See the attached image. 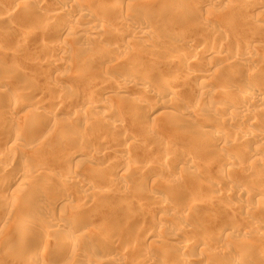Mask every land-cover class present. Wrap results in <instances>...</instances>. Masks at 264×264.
<instances>
[{"label":"rangeland","instance_id":"rangeland-1","mask_svg":"<svg viewBox=\"0 0 264 264\" xmlns=\"http://www.w3.org/2000/svg\"><path fill=\"white\" fill-rule=\"evenodd\" d=\"M151 1H153L154 3H152ZM186 1L187 2L189 1L192 3L195 2V4L198 2V0L197 1L196 0H193V1L192 0H186ZM253 1L254 0H228V1L227 0H222V1L219 0V2L218 1L214 2L215 3L214 5H212V4L211 5H204L202 7L203 9L200 8L201 10L199 11V13H197L200 16H198L197 14H194L195 17H193L194 15L190 14L189 16H191V18H193V20L189 21V19H191V18L189 16H187L186 12H184V13L182 12V11H185V8L184 9L182 8V10H181L180 7L177 8L178 6L176 4H172V6H174L177 9H180L181 11L177 10V9L175 10V8H173L171 6L169 7L170 8V10H169V8H167L168 6L165 5V0L164 1L163 0H124V1L119 0V1H116V4H118V2H119L118 5H120L119 7H121V9L123 8L122 11H123V14L125 13L124 15H126L127 11L129 13V9L133 11V12L130 11V14L133 13L134 15L135 14L138 15L140 13L139 11H141V9L144 8L143 10L147 11V12L141 11L140 18L142 21L138 20L139 22H137V23H131V21L127 22L126 21L127 19L123 14H122L123 18L121 16L120 19L118 18L119 17L118 15L112 16V14H111V16H108L107 14H104L105 19L102 17L98 18V21L97 20L94 21V25H93L92 21H84L87 24L86 26H91L93 29H97L96 31L99 30L94 35V38L92 39L93 41L91 39L85 40L82 38L76 39L75 37H70L69 35H71V34L69 33V25L66 22L67 20L62 22L63 24H66L65 26L63 25L64 28L63 27H57V25H59V24L54 25V22H50V24H52V26H50V27L51 28L53 27L54 31L50 28V30H52V32H50V30H49L48 31L49 35L48 34H47V36L45 35L46 37L44 38V40L42 37H40V35L39 36L37 35V37L34 38L33 43L32 44L29 43V45H28V43L23 44L20 41L22 34H24V32L31 27L30 21L28 20V17H31V13H30V11H25V7H27V3H28L27 0H0V11L3 9V11L0 12V15L4 14L6 11H9V10H16V11H14V13H16V14H14L13 12L11 13L9 11L13 16H15V17H13L11 15V18L13 17L12 20L11 19L5 20V21L0 20L1 21L0 22V37H1L0 46H2L0 48V52H1L0 53V76L2 75L4 78H6V76H4V75H6V73H3L1 70L2 66H4L7 69L10 68V70H8L10 73L7 74V78H6L7 82H6V79H3L5 81V83H4V88H0L1 90L2 89L4 90L2 92L0 90L1 95H6V94L11 95V94L17 92V93H15L16 95H18L17 98L19 97V94H20L21 96L24 95V97H25V95H27V97H28L27 99H31L29 97L31 95L32 97L37 96L36 97L37 99H38V97H39V99L42 98L44 100L49 99V102H50V103L48 102L45 105H42V108H43L41 110L42 115L40 116V121H38V123H36V124H38L37 126L32 122L34 120H32V118L30 119V114L29 115L27 114L30 109L32 110L33 105H31L32 103H30V101H27L25 99H24V102L23 101L21 102V100H23V97H21V98L19 97L18 101L20 103H22V105H23V103H26L27 105L25 107H27V108H25V109L21 108L20 109L21 111L19 114L20 115L22 114L21 116L23 117L24 116L23 112L28 111L26 113V115L29 116V117L27 116L29 118V120L26 117V119L28 121H23V120L19 121V119L21 117L20 115H19V119H17L18 115H15V117L17 116L16 118L12 117V116L9 118H7L8 116L7 117L5 116V118H4V115L2 116L4 118V120L2 118H0V243H1V238H2L1 236H3V234L7 233L8 231H12V232L15 231L9 238L8 249H5L6 251L0 250V252H2V254H3V256H1L2 258H0V264H12V262L20 261L18 259V257L15 258V254H16V256L17 255L19 256L21 254L22 255L21 259L28 261L32 257L36 256L34 254V252L36 251V248H37V245L39 242L44 243L46 240H48L49 242L52 240V236H50L49 233L45 232L43 235H41L42 239H41V237H40V239H39V237H35V238L31 237L30 238L29 236H32V235H29L28 238L24 237V239H26V240L24 243H22V245L19 244L20 243L19 241H21L19 238H21L23 235L20 236V232L18 233L19 230L16 227H14V223L11 222L9 219H7V217L9 218L11 216V219L15 218L16 220H18V222H20L19 217L24 218V217H26L25 215L27 214V217L29 218V217H31V213L33 215V213L39 212V211L47 213V215H49V216L54 215L55 217H57L59 215V213L65 214V212H66V214H69L71 216L74 214L72 217H76V220L79 218L78 219L79 222H82L84 220V222H83L85 224V225L83 224L84 227L83 226L76 227L77 225L76 224L74 225L73 228L74 229L76 228L75 230H77V234L80 233L79 235H81V233L85 234V233H88L90 230L93 231L94 229L95 230L97 229L96 227H93L94 226L93 224H90L92 221V217H91L92 214L91 213L87 214V212H89L90 208L88 209V208H86V206L89 205L88 202H90V204L92 206H94L95 202L96 203L99 202V199H98L99 195L94 194V195H97V197L94 196V198H96L97 201L94 198L91 200H89V199L87 200L84 198L86 200L85 201L84 199L83 200L81 199L82 197L81 198L79 197V194L78 195L76 194L74 196L76 197V199L77 198L78 199L74 200L75 197H72V201L74 200V202H73V205L71 207L67 208L66 206H63V205L58 206V207L54 206V202L57 199H60L64 194L63 191L60 188H58L56 183L58 182L59 178L62 179L63 177L67 176V174L69 175L71 173L72 174H78V177L81 180H84L83 182H85V184H88L90 182L89 184L91 185L92 182L96 181V183L94 182L92 184V187L94 184H96V185H94V187H96V189H98L97 192L98 191L103 192V193L99 192L98 194H100V193L104 194L105 191H108L109 194L108 193H105V194H107V196L111 197V200H113L115 205H116L115 208L118 207L119 211H120V209H119L120 207L121 208L125 207V209H123V213L124 212H126V213H124V214H122V209H121V212H118L117 209H115V210L117 211V213H120L123 216L128 214L127 216H129L128 217L129 221L126 219L125 222H127V223L131 222L130 224H132L133 227L130 224H127L126 227H128V225H130L129 227H131V228H135V227L137 228V226H134V225H138L137 231H138V229L139 230L141 229L140 227H142L143 231H144V229H146V230L148 229V231H150V230L152 231V229H153V231H154L155 225H154V221H152V220H155V221L161 220L162 219L161 217H164L166 215V217H168V216L170 217L169 218L170 220L167 218L168 221H170V222H174L180 226H182V225L186 226L187 224L189 226L191 225L190 229H189L188 225L186 226V228L189 230H186V228H185L186 234L187 233L188 234L184 235L185 237L182 236V239H184V240H195L194 242H196V241L197 242H200V241L203 242L208 238L206 236L209 235V232L211 229L215 230L216 232L222 231L221 232L222 234L223 233L226 234V232H228L231 229L230 231L233 230V231H235V233L237 232V235L239 234L238 237L240 239L237 237L236 238L237 240L236 241L234 240V241L239 242V240H240V242L238 244L243 243L242 241L244 240V238L241 235V233H242L241 231L248 230L249 219H250V222L251 221L255 222V220L260 219V214H261V212H263V209H261V208L264 207V206H262L264 203V201H263L264 200L263 199L264 198V188H263L264 182H260L261 184L259 182L258 183L255 182V184H254V182L252 180L253 183L252 182L249 183L248 181H245L243 178H239L240 175H238V176L235 175V174H237L235 172H234L235 174H231L233 176L228 174V175H225V177L223 178L224 175L221 176V174H219L220 172H219L218 168H216V167L217 166L219 167L220 165H222L223 163L228 161V159L231 158V156L229 153H228V155L226 153H222L219 155H216L218 153H215V154L213 153L214 155L211 153L213 148L214 149L217 148L216 150H220V148L222 146V142H219V143L216 142L217 143L216 144L211 138H209V139H211L212 142H209L210 141L209 139H208L209 141H207L205 139L206 141L205 142L203 141L204 144L202 145V147H200V146L197 147V144L195 141L197 130L203 128V126L205 124H208L205 122H207V117H208L207 114L209 115L208 111H210V110L204 109L205 107L203 108V107L197 106L198 107L197 108L195 106L197 104L196 100L195 101L192 100L194 98H192V99L189 98L188 103L185 102V101H187V99H186L187 95L189 97H191V96L194 97V95L196 93L195 96L197 97V99L200 98V95L197 92H194V90H192L190 87H189L190 88L189 89L188 86H185L186 89H184L185 87L181 86V89H180L181 93L180 94H182L183 96L180 95V97H182V98L174 97L173 98L174 100L172 103H167L166 99L170 96L164 95L161 98L160 97H157V98L154 97L155 100L150 97L152 99L151 100L149 98V96H147L146 94L145 95L147 97H145V95H143L144 93H143L142 89L145 86L146 87H148V86L149 87H155V86L159 85L158 83H160V82L162 83L160 85L163 86L164 81L166 80L165 83H166V86L168 88L165 86H163V87H165L166 92L169 91V86H170L169 84L171 82L169 80L167 82V78L169 76H175L176 79L179 80L181 75L185 71H187V68H186L187 65H185V64L189 61L191 54H193V53H191V51L193 52V50L198 48V46L201 47L203 43H205V48L208 52L210 51V53L212 52L210 50L211 48L214 47L213 48L214 52L217 51L219 48V50H221V52H222V53H220V55H222L223 53H224L223 56L225 55L224 56L225 58L223 56L220 57V55H219V57L221 59L224 58L223 61L227 57L230 58L229 60H232V59L235 60V58L237 56H239V54H241L243 52V50L252 51V53H254L256 58H258V59L260 58V60L264 59V29L257 27L255 25H253V26L248 25V23H249L248 21H250V20L253 22L259 21V20L260 21L264 20V1L263 0L256 1L257 3L255 1L254 2ZM128 2H130V4H128ZM158 2H160V3L156 4ZM64 3L65 2H60L58 4H61V5L63 4L64 7L67 5H69V6L70 5H74V6L76 5V6H79L80 8H86L90 5H97L98 0H81L79 2L72 0L71 2L68 1L65 4ZM144 3H146L147 5ZM161 3H164V5H161ZM56 4H57V1H56ZM151 4H154V5H151ZM145 5H146V7L147 6L148 7L146 8ZM248 5H249V7H248L249 9L247 8ZM58 6L60 7V5H58ZM63 6H61L60 9H64ZM237 6L238 7L241 6L240 8H242V9H240V8L239 9L241 10L242 13L240 12V10H234L235 8L238 9ZM55 7L59 9V7H57L56 5H55ZM116 7H118V6L116 5ZM149 7H150V9H151V7H153V10L151 9V11H150L148 9ZM162 7L164 10H162ZM233 7H234V9H233ZM125 8L126 9L129 8V9L126 11ZM139 8H140V10H139ZM145 8L147 10H145ZM154 9H156L157 12L159 11L158 15L156 14L157 12H155ZM228 9H232V11L228 10ZM245 9L247 11L243 12V10H245ZM233 10H234V13L236 15L234 14L235 15V16L233 15L234 17H232L231 15L229 16L228 12L229 13L233 12ZM122 11H120V13ZM135 11L136 12L138 11V12L136 13ZM226 12H227V15L232 18V20H231V18L229 20L227 19L228 16L226 15ZM142 13H144L145 15H143ZM152 14H154V15L156 14L155 18ZM183 14H184V16H183ZM237 14H239V15H237ZM27 15H28V17H27ZM147 15H149V16H147ZM157 16H158V18H157L158 20L156 19ZM159 16H160V18H159ZM0 17H1L0 19H2V16H0ZM235 17H237V18L235 19ZM239 17L240 18L245 17L247 20L248 26L247 25H246V27L239 26L241 24L236 23L237 19H238L237 22H240L241 19H239ZM140 18L138 17L137 19H140ZM206 18H209L211 20L206 19ZM123 19L124 20L126 19L125 20L126 21L125 22L126 27H125V25L124 26L121 25V24H123ZM150 19L153 22L150 21ZM155 19H156V21H155ZM205 19L208 20L209 22H207ZM121 21H122V23L120 24ZM64 22H66V23H64ZM81 22L82 21L75 22L76 26H79V24ZM84 22H82V23H84ZM146 22H147V24H146ZM149 22H151V23H149ZM154 22H156V23H154ZM228 22L231 23V24H229V26H228ZM162 23L164 24V26L162 25ZM225 23H226L227 27H225V25H224ZM101 25H103V26H101ZM218 25H219V28L221 27L220 29L218 28ZM146 26H147V28L151 27V31L154 30L151 34L152 37H149L150 40L149 39L142 40L141 44H140V42L134 43L136 40L129 43V42H127V40H121L123 38H121V37L119 38L118 33H124L123 31L121 32V29L122 30L124 29V31L126 30L125 31L126 33H124V34L131 35L134 33V31L138 32V31H140L141 28L146 27ZM55 27H57L59 30ZM118 27H120V28H118ZM121 27H123V28H121ZM61 28H63L64 30L62 29V31H61ZM230 28H232V29L234 28V29L232 30ZM207 29H208L209 35H210V32L211 33L213 32L212 39H211V41L209 40V43L203 41L205 39L204 35L207 33L206 32ZM220 32H222V33H220ZM68 33H69V35H68ZM239 33H242L243 35L239 34ZM217 34H219L220 37ZM246 36L247 37L249 36L250 38H255V37L256 38L253 40V39H250L248 37V39H247ZM10 37H11V39H10ZM201 37L204 39H202ZM214 37L218 38V39H215ZM233 37H234V39H233ZM41 38H42V40H41ZM160 38H162V39H160ZM4 39H6V40H4ZM2 40H4V42ZM7 40H8V43H7ZM145 41H147V42H145ZM218 41H219V43H218ZM225 41H226V43H225ZM250 41H253V42H250ZM45 42L49 43L48 44L49 47L46 46V47H48V49L45 48V46L43 47V45H44L43 43H45ZM75 42H77V43H75ZM51 43H52V46H51ZM55 43H57L58 45H66L68 47V48L66 47L67 50L65 51L64 54L63 53L61 54V52L56 51L57 50L56 49L57 44H55ZM54 45H56V46H54ZM112 45L114 46V50L112 52L107 51L108 47L109 48L113 47ZM207 45H208V47H207ZM226 45H228V46H226ZM38 46H40V47H38ZM50 46H51V51L49 50ZM158 46H160V47H158ZM219 46H222V47H219ZM91 47H92V49H91ZM105 47H107V49ZM215 47L217 48V50L215 49ZM158 48H161V49L164 48V49H162V50L160 49L161 50L160 51ZM46 49H47V51H46ZM88 49H91L92 52L95 51V53H94L95 55L93 53L90 55ZM31 50H33V51H31ZM4 51L6 52V54ZM28 51H29V53H28ZM105 51H107L108 54ZM115 51H117V52H115ZM171 52H174V53L176 52L178 55L181 53L179 55V57L182 56L181 57L182 59L178 58L177 61L176 60H172L173 62L169 61L170 57L168 55H171L172 54ZM208 52H206L205 56L202 54L200 55V57L202 56L203 62H201V63L203 65L200 64L199 66H197L194 69L195 72L192 69L187 71V72H189L190 74L192 73V75H194L196 73L202 74L201 76H196L199 74L194 75L195 76L194 78H196L198 80H204V81L207 80L208 81V79L210 78L208 81V82H210V84L219 82L218 84H215V85L212 84L213 86L212 85L210 86L211 87L210 92L213 93V91L217 90V87H223L225 85H229V86L233 85L234 86L237 84L238 85H245V84H249V83H250V85L252 84V86L254 85V87H258V85H259L260 88H256V89H261L260 85L264 84V69H262L263 68L262 66H259L262 69V70H260V68L257 69L258 67L253 63H249V64H253L255 66L249 65L245 62L239 63V62H241V61H239L237 63L233 62L231 65L229 64V66L227 64L226 69L224 71H222L223 69L221 70V69L217 68L218 63L222 60L215 56V58H218L216 61V59L211 57V55H207ZM47 53H48V55H47ZM55 53H56V55H55ZM44 55H45L46 59H45ZM156 59H157V61H156ZM234 60H232V61H234ZM56 61H58L59 64L54 65L53 63ZM151 62L154 63L153 67H154V71L156 73L154 72V76H153L154 80L151 79L152 84L148 83L150 85H148V84L145 85L142 82L140 83L141 78L138 75V73L142 74V72H144L145 69L150 67V66L148 67V65ZM113 67H115V68H113ZM204 68H206V69H204ZM216 68L218 69V73L217 74L213 73V75H214V77H213L211 72H214V70L217 71ZM184 69H186V70L184 71ZM11 70H12V72H11ZM136 72H137V74H136ZM236 72H237V74H236ZM250 73H251V75H250ZM50 74L53 76H51ZM131 74H132V76H131ZM134 74H136V75H134ZM128 75L131 77H129ZM155 77L157 80L155 79ZM247 77H248V79H247ZM249 77H251L250 81H249ZM99 78H100V80L102 79L101 80L102 83L100 82ZM123 78H129V79L131 78L133 80L135 78V81L136 82L139 81V82L136 83L135 81H132L130 79L129 85H131L133 82L132 86L126 87L124 89V90H126L125 93L122 94V93L117 92L118 91L117 85L119 83L118 81H121ZM158 78H159V80H158ZM107 79L110 81H108ZM105 80H107V83L105 82L106 86H104V84H103V81H105ZM54 81H56V82H54ZM254 82H255V84H254ZM31 83L33 86L31 85ZM221 83L225 84V85H222ZM26 84H29V85H26ZM134 84H137V85H134ZM141 84H143V85H141ZM219 84H220V86H216ZM171 85H172V83H171ZM175 85H177V84H175ZM172 86H174V85H172ZM172 86H170V87L173 88ZM179 86H175V87L179 88ZM214 86H216V87H214ZM33 87H34V89H33ZM182 87H183V89H182ZM213 87H214V89H213ZM262 87L264 88V86H262ZM166 89H168V90H166ZM75 90H77V91H75ZM187 90L189 92H190V90H192V91L189 94V92ZM69 91H71V92H69ZM186 91L188 92V94L186 93ZM3 92L6 94H4ZM63 92L65 93V95L67 92V94H69L70 96L73 95V96H77V97L76 98L72 97L73 100H70L69 101L70 103L68 101H64V100L62 101V99H60V98L64 96V94H62ZM76 92H78L80 94V96ZM192 92H193V94H192ZM27 93H29V94H27ZM101 93H104L105 95H102ZM141 94L143 95V97L145 99L147 98L149 100L146 99L148 102L144 100L145 103L147 102L146 104H144V107L136 109L133 105H131L132 104L131 99L138 97V96L143 98ZM91 95H94V97L97 98V99L93 98V100H96V101L100 100L101 101L103 99L102 100L104 102L103 104L105 105V107L110 109V114L113 116H114V114H115V116L118 115V119L120 118V121L122 120L121 121L122 127H124V128H122V129L116 128L115 129L110 124H107L105 126L101 125L102 123H99V121L101 122L103 117L101 116L102 114H100L99 112H98V114L97 113L95 114L94 111L92 113H91V111H88L85 115L83 114L81 116L76 114V111L81 110L83 107L84 108L86 106H87L86 108L90 107L89 106L90 105L89 96H91ZM184 96H186V97H184ZM101 97H102V99H101ZM163 98H165V99H163ZM232 98L236 99V96L235 97L233 96ZM58 99H59V102H61V101L63 102V103L62 102L61 103H62V105L64 104V108L66 109L67 112L66 113L65 112L60 113L58 111L57 113H59L58 114L59 120H57V118L50 120V119H48V116L46 117V115H48L47 113H49V111H52L53 109H55L52 102H55V101L58 102ZM86 99H88V102L86 101ZM190 100H192V101H190ZM228 101H230V100H228ZM193 102L196 104H194ZM12 103L13 102H11V105H10V102H7L6 103L7 105L5 104L3 109L6 110L7 107L9 108V110H10V108L12 109L13 108L12 106L15 105V103H13V104ZM28 103H30V104H28ZM75 103H76V105H74ZM77 104H79V105L83 104L86 106H82V105L78 106ZM167 104H168V106L170 104V106L169 107L166 106ZM66 105L67 106L71 105V107H68L69 110H67L68 108L66 107ZM16 106H15V108L18 107V106L17 107ZM98 110H100V109H98ZM186 110H190V112L195 111L196 113L199 114V116H200V114L206 115L207 117H203L206 121L203 120L202 117H197L198 116L197 114H195L194 119L191 118L192 120L187 121V119L183 115V114H185ZM53 111H55V110H53ZM159 112L161 113V115H159L160 114ZM206 112H208V113L205 114ZM87 114H89V115L87 116ZM99 114H100V116H99ZM241 114H240V117L243 115L241 118H245L247 115L249 116L248 111H247V113H245L246 115L245 114L241 115ZM43 115H45V116H43ZM60 115H61V117H60ZM182 115H183V117H182ZM22 117H21V119H22ZM180 118H182L181 121L183 120L185 123H183V121L181 122ZM211 118L212 117H210V120L213 121V122L210 121L211 124L214 125V123L216 122L217 124L215 123V125L218 126V128H219V126H222V127H220V129L223 128V129L228 130V132H230L229 133L230 135L233 136V135H235V133L237 134V132L239 134L241 133V130H239V127L238 128L235 127L236 125L229 124V125H231V126H229L227 123L224 124L221 122L222 124L225 125L224 126L221 123H219L220 121L218 122L219 119H217V120L213 119L212 120ZM79 120H81V121H79ZM3 123H4V126H3ZM218 124H220V125H218ZM6 125L7 126L11 125V128L6 127L7 128L6 129L5 128ZM32 125H33V127H32ZM67 125H68V127H67ZM34 126L38 127L40 131L37 128H35ZM191 126L194 129L196 128V132H194L195 130L192 129ZM190 127H191V130L189 131L190 134L188 132L186 133L185 130L187 128H190ZM11 129H15L17 132L16 134H18V132L19 133L21 132L19 134L20 137L18 135L19 139H17V141L20 140V142L18 141L19 147L17 149L18 150L17 153L8 155V153H7L8 151H6L7 150L6 148L10 144H13L14 142H16V141H14V139L18 138L15 136V134H14L15 132H12ZM34 129H36V130H34ZM66 129L73 131L75 134H77L79 136H82V137L86 136L85 137L86 140H88V141L90 140L89 143H88V141H85V143H82V145H81V143L75 144L71 141H69V143H67L69 139H66V141H65V138H63V137L62 138L64 140L62 139V141L64 142V144L61 141H59L61 143H58V140H60V138H61V136L59 135L60 132L58 134H56L55 132H58L60 130L65 131ZM53 130H54V133H53ZM103 131H106V132H103ZM11 132H12V134H11ZM52 133H53V135H52ZM54 134H55V136H54ZM9 136H11V138H8ZM57 136H59V137H57ZM12 137L13 138L15 137V138L13 139ZM21 137H22V139H20ZM50 137L52 138V140H49V139H51ZM43 139L48 140V141H44ZM130 139H131V141L133 140V144L130 143L131 145H129ZM43 141H44V143L46 142L45 144H47V145L45 148L42 149V147L44 146ZM49 141H51V143L53 142L51 144L52 148H53L52 151L48 147ZM134 142L135 143L137 142V143L134 144ZM59 144H61V145H59ZM58 145L61 146V147H59L60 149H57ZM78 145H81V146H78ZM241 145L243 146V144L237 145L236 146L237 149H235V150L240 149V151H242V150H245V148L248 149V145L246 146V144H244L245 145V146H243L244 148ZM162 146H163V149L161 148ZM47 147L49 150L46 151L45 149ZM113 147H114V149H113ZM240 147H242V148H240ZM116 148L119 152L114 151V150H116ZM77 150L81 151V153L78 155H76L78 152ZM50 151H51V153H50ZM73 151H75L76 153H72ZM56 153L59 157L61 156L62 161H59V160L57 161L56 157H58V156L56 155ZM101 155H105L106 157L101 156ZM95 156H96V158H95ZM99 157L102 159H100ZM188 157L189 158L192 157L191 160H192V164H194V165L189 164L191 160ZM193 159H194V161H193ZM171 160H172V162H171ZM188 161H189V163H188ZM197 161L199 163H197ZM38 162H40V163H38ZM170 162H171V164H170ZM41 163L43 164V167L40 166V165H42ZM121 165L124 166V168H126V169L128 166L131 173L128 170L129 173L126 176L123 175L125 177L121 176L122 172L124 170V168H122L123 170L121 169V167H122ZM188 165H190V167ZM146 166L148 168H145ZM186 166H188L189 169H192V168L197 169V170L199 169L198 171L201 173V174H199L201 177L200 178L198 177L199 179L198 178L196 179L194 177L195 180H192V179L189 180V177L186 176L187 174L181 172V170H180V168L186 167ZM112 167L114 169H116V172L114 174H112L113 176L111 174L109 176V174L107 175V173H109V170L112 169ZM141 167L143 168L144 171L142 170ZM55 168H57L56 172H55L56 174L53 172H52L53 175L50 174L51 173L50 170L55 169ZM25 169L29 170V171L37 169V172H39L40 174L38 173L39 176L37 175L38 176L37 182L35 181V183H34L36 185L35 187H37V188H38V186L41 187L40 184H42V182L44 181L45 182L44 184H47V188L45 190L48 191V194L46 193L47 192L46 191L45 192L46 193L45 198H47V199L44 200V197H43V200L39 203L40 204L38 206L39 208L35 207L36 206L35 200L33 199L34 197L31 194L30 198H28L29 203H26V205L23 206L26 208V209L24 208L23 210L24 211L26 210L27 212L26 211L25 212L20 211V212H23V215H21V213L18 214L19 211H17L18 210L17 208L7 206V204L5 202V198L12 193L17 192L16 194H20L21 192H23L25 190L26 184L20 182V180L18 178L19 175L21 174V172ZM139 169H141L142 171H139ZM3 170H5V171H3ZM98 172H99V174H98ZM46 173L50 174L49 177H48V174H46ZM85 173H87L86 176H88L90 174H95V175H92V176L90 175V177L89 176L86 177V176H84ZM96 173H97V175H96ZM82 174H84V175H82ZM129 174H130V176H129ZM98 175L100 178L98 177ZM205 175L207 176V178L205 177ZM91 177L96 178V179L94 180ZM232 177H233V180L235 177L237 178V180L235 178V181H232ZM56 179H58V180L56 181ZM138 179H140V180L141 179H148L150 181H153V183L156 186L154 188L155 192H157V191L164 192V194L167 193L166 195L171 196L170 200L171 199L172 200L169 202L174 201L171 205H173V207L175 206L173 209L171 206L172 211L169 210V211H167L168 212L167 213L163 209H160L158 207L159 209H158V211L156 210L154 215H152V213L150 211H149L150 213L149 212L147 213V211L149 210L148 207H151V205L153 203L151 201H153V200H151V198L149 200V198L147 199L146 197H144L143 194L146 191L149 192L148 190H146L149 187L148 188L145 187L146 189H144V187H142L139 184ZM172 179H175V180L173 181ZM91 180H92V182H91ZM119 180H122L121 182L124 181L123 183H125L129 189L126 187L127 190H124V189H122L123 187H119L118 186ZM168 181L170 182L169 185H168V183H169ZM216 181H217V183H216ZM78 182L74 181V183L72 185L75 187H78V185H79ZM174 182H175L174 186L177 187L176 189L174 186L173 187L170 186ZM159 184H160V186H159ZM258 184L260 186L261 191L259 190L258 187L256 188V185H258ZM224 185H226L227 187ZM138 186L141 188H139ZM169 186L171 187V189H169L170 188ZM194 186H196V187H194ZM202 186H204V187L202 188ZM231 186H232V188L234 186H235V188H238V187L239 188L240 187L245 188L246 187V189H248V188L250 190L252 189L253 192L254 191L256 192L255 189H257V192L259 191V193L256 192L255 195L252 194V198H251V196H249L245 199V197L244 198L240 197L238 194L230 193L229 190H230ZM137 187H138V189H136ZM132 188H134V189H132ZM156 188H157V190H156ZM173 188L175 189L174 191H173ZM227 188H229V189H227ZM151 189L152 188H150V190ZM158 189H162V190H158ZM186 189H188V191ZM197 189H198V191H197ZM128 190H130V191H128ZM132 190H133V192H131ZM138 190H140V191H138ZM142 190L145 191V192L143 191L144 192L143 194H142ZM185 190H186V192H185ZM190 190L192 192H190ZM123 192H125V195ZM135 192H137V194H135ZM174 192H177L178 194L176 193L177 195L173 196V194H175ZM129 193H130V195L132 194L133 196H135V195H138V196L134 197L135 198L134 199L133 196L129 195ZM139 193H141V194H139ZM185 193H187V194L185 195ZM48 195H50L49 198H48ZM53 195L55 198L53 197ZM55 195H57V196H55ZM118 195H120L119 197H121V196H123V197L118 198ZM139 195L140 196L142 195L144 198L147 199V201L142 196H141V198H143L144 201L141 200ZM218 195L220 196V198H216V197H219ZM58 196H59V198H58ZM186 196H187V199H186ZM52 197H53V199L51 200L52 201V203H51L50 199ZM104 197H106V195ZM124 197H126L127 200ZM174 197H175V200H174ZM129 198H131V199H129ZM79 199H81L84 202V204H82L83 202ZM120 199H123V202ZM189 199L191 200V202ZM213 200L215 202V204H214L215 207L213 206L214 208L213 207L210 208L211 201H213ZM75 201H76V203H75ZM117 201H118V204L120 206L117 204ZM119 201H120V203H119ZM140 201H142V204L140 203ZM192 201H194V202H192ZM49 202L54 207L49 205L50 204ZM79 202H80V204H82L81 207H79L80 205L77 204ZM149 202H151V203H149ZM44 203H45V205H44ZM85 203L88 204V205L86 204V206L84 208L85 210L88 209L87 212L85 210H83V207H84L83 205H85ZM122 203H124V204L128 203V204L123 205ZM27 204L28 205L33 204V205L27 206ZM41 204H43V205H41ZM138 204L140 206H142V209L140 208L141 210H137L139 207ZM176 204H178L179 206ZM196 204H197V206H196ZM74 205H77L79 208L76 206L77 209L74 208L73 210H75L77 212V214L80 213L82 216L80 214H78V216H77L75 211H71L69 209V208H73ZM91 205H89L91 207V210H97L96 208L100 207L99 206L100 204H98V205L96 204L94 206L95 208L92 207ZM229 205H231V207ZM247 205L252 206V207L254 206L255 208L258 207L256 209L257 213L255 212L257 214V215L255 214L256 216L250 215V214L245 212V210L243 208H245V206H247ZM193 206H194V209H193ZM28 207H32V211H28L27 210ZM189 208H191V209H189ZM209 208L214 209V212L216 209L218 219L216 218L215 221L214 220H208V222H207V220L204 217L205 211L208 210ZM67 209L70 210V211L68 210L70 213L69 212L67 213ZM79 209L80 210L82 209L81 212ZM126 209H127V211H126ZM179 209H180V211H178ZM20 210H22V209H20ZM131 210L133 212H131ZM134 210H135L136 214H135ZM181 210H185L184 212L186 213V215L188 214L191 217V219H193L194 221L196 219V221L197 222L199 221V222L195 223L192 220V223H194L195 226L192 223H189L191 221L184 223L185 213L181 212ZM234 210H235V212H234ZM237 210H238V212H236ZM113 211H114V209H113ZM116 211L111 217L114 218V216H116V214H117ZM128 211H130V213H127ZM143 211H144V214H142ZM82 212H84V214ZM180 212L182 213L181 215H180ZM85 213H86V215H85ZM137 213L139 214V217H137V223H139L141 221L139 224L132 223L133 222L132 218H134V220H135L136 219L135 217L138 216ZM156 213H157V216H156ZM233 213H234V215H233ZM237 213L240 215L239 217H238ZM263 213L261 215H263ZM75 214H76V216H75ZM105 214L106 213H104L103 214L104 216H102V213L98 214V212H97V215H95L93 218L94 219L96 218L98 220L99 219L98 216H100V220H102L101 218L104 217L102 222L103 221L107 222L108 220H110L111 223H109V221H108V223H109L108 225H110V227L107 225L106 222L105 223L108 226V229L114 228L113 233L116 234V232L120 231V230H118V228L120 227L119 223L121 222V220L118 219V218H120V216H119L120 214H117L118 216L115 217L118 220L115 219L116 220L115 221L112 218L114 220V222H112L113 221L112 219L106 218L107 215L105 216ZM148 214H150L151 216H154V217L153 218L147 217ZM110 215H108V217H110ZM122 215H121V219L123 222L124 218H127V217L124 216V218H123ZM134 215H135V217H134ZM144 215H146L147 219L145 218ZM142 217L146 221L144 219L141 220ZM242 217L244 220H242ZM15 219H12V220H15ZM51 219H53V217ZM94 219H93L94 222L92 221V223L97 222V220H94ZM100 220H98V222ZM245 220L247 221V223H244V222H246ZM78 221H76V223H79ZM87 221L90 223L86 224V223H88ZM117 221L119 222L118 223L119 225H117ZM142 222L146 223V225L143 224ZM151 223L154 226L151 225ZM111 225H112V227H111ZM113 225H115V226H113ZM143 225H145V226H143ZM150 225L152 227L148 228V226H150ZM116 226H119V227L117 228ZM121 226L125 227V225H122V224H121ZM238 226H239V228H238ZM81 227H83V228H81ZM244 227L247 229H244ZM78 228H81V229H78ZM193 228L194 229L198 228V230H194ZM223 228L226 232L223 231ZM236 228H238V229H236ZM78 231H79V233H78ZM145 231L142 232V236H141L140 231H139L140 233L135 232V233H138V235H136L134 233V231H132L133 233L132 234L130 233V234H131V236H133V238L129 235L130 238H132V239L131 240L127 239V240H129L134 245L133 247H135L136 243L137 244L143 243V245L142 244L141 245L145 247V249L148 251L147 253H149L150 248L153 249L152 251H154V253H152V252L149 253V255L152 253L151 255L153 256V257H151V260H153L154 262L162 261V263H163V260H161L160 255L165 254V253H162V252L160 253L159 250L160 249L163 251L165 250L163 247V245L164 246L167 245V242L164 240L165 238L164 237L159 238L157 236H154L152 238L149 237V239H148L147 238V234H148L147 232L148 231H146L147 234L145 233ZM197 232H198V234H197ZM150 233H152V232H150ZM254 233H253L252 237L248 236V239L251 238L250 240L253 243L257 242L256 245L254 244V247L252 249L253 254L256 255L257 253H259L260 251H262L264 249V247H262V246H264V240H262L263 245L260 244V246H261V248H260L259 242H261V241L258 242L259 239H258L257 229L254 230ZM133 234H135V235H133ZM139 234H140V236H139ZM206 234H208V235H206ZM59 235L58 236L61 238L60 241H63V239L66 237L65 235H67V234L63 233V234H59ZM61 236L63 237V239ZM134 236L136 238H134ZM138 236H139V238H137ZM72 237L73 236H71V237L69 236V241L70 240L76 241L77 240L76 238H78L76 236L73 238ZM203 237L205 238V240H203L204 239ZM254 237H257V238H254ZM218 240H219L218 243L223 242L222 241L223 239H218ZM162 241L163 242L165 241L166 243H163ZM229 241L230 240H228V242L226 241L225 242L226 245H224V248L228 250V253H229L228 255L230 256L229 260H231V259L233 260V258H234L235 260H233V261H235V262H238L239 259H241L240 261H242V259H243L242 254L238 253L240 251L237 250V248L234 245V242L232 243V241H230V242ZM131 243L128 242V244H131ZM116 245H117V249L119 250L118 243H116ZM116 245L114 246L115 248L113 247L114 249H116ZM117 249H116V251H117ZM193 250H194V253H193ZM193 250H191V252L189 254L194 255V257H195V255L199 253V250L198 251L196 250L197 253H195L196 252L195 249H193ZM210 250H212V251H210L211 253L214 251L213 248H211ZM54 251L55 250H53V252ZM107 252H106L107 254L104 252L101 254L99 253V255L104 254L106 256L105 257L106 259L111 258L112 256H111V254H109L110 251H107ZM157 252L160 254H158ZM110 253H112V252H110ZM117 253H119V252H117ZM240 254H241V256H240ZM228 255H227V257L225 256L226 260H228V258H229ZM235 255H237V257L238 256L239 257L237 258ZM208 256H210V255L207 254L206 257H208ZM98 257H100V256H97V254H96V255L92 256L91 259L89 258L88 264H98L97 263ZM198 257H201V255L199 254ZM206 257L205 258L203 257V258L207 260L208 258H206ZM53 258H55V256H52L51 260ZM128 258L129 257H127V259ZM254 258H255V256H254ZM254 258L253 257L249 258V260H247L248 262H246V264L247 263L248 264H251V263L255 264V261L253 262V260H252ZM15 259H17V261ZM67 259H65V260H67ZM204 259H202V260H204ZM237 259H238V261H237ZM65 260H63L61 262V264H65L66 263ZM129 261H130V258H129V260H127V264H129L128 263ZM20 262H17V263L20 264ZM198 262H200V263H197V264H201V263L204 264V262H201V260ZM207 262L209 264V260H207ZM210 262H212V260ZM17 263H14V264H17ZM134 263H136V262H134ZM130 264H131V262H130ZM205 264H206V262H205ZM210 264H214V263L212 262Z\"/></svg>","mask_w":264,"mask_h":264},{"label":"bare ground","instance_id":"bare-ground-1","mask_svg":"<svg viewBox=\"0 0 264 264\" xmlns=\"http://www.w3.org/2000/svg\"><path fill=\"white\" fill-rule=\"evenodd\" d=\"M54 3H53V2ZM56 1H57V4L58 3H60V2H65V3H67L68 1H72V0H27V7H25V11H30V13H31V17H28V15H27V17H28V20L30 21V28L28 29V30H26L25 32H24V34H22V36H21V39H20V41H21V43H23V44H26V43H28V45H29V43H33V40H34V38L35 37H37V35L39 36L40 35V37H42L43 38V40H44V38L47 36V34L49 35V30H50V26H52V24H50V22H54V25H56V24H59V25H57V27H63V25L65 26L66 24H63L62 22L63 21H65V20H67L66 22H67V24L69 25V33L71 34V35H69V33H68V35L70 36V37H75L76 39L77 38H82V39H93L94 38V35L99 31H96L97 29H93L91 26H86L87 24L84 22V21H92L93 22V25H94V21L95 20H97L98 21V18H104L105 16H104V14H107L108 16H111V14H112V16L114 15V16H119L118 18L120 19L121 18V16H122V14H123V8L121 9V7H119L120 5H118L119 4V2H118V4H116V1H119V0H98V4L97 5H90V6H88V7H86V8H80L79 6H74V5H67V6H63V4L61 5V4H58V5H60V7L61 6H63L64 7V9H60V7L56 4ZM60 1V2H59ZM74 1H76V2H79V1H81V0H74ZM124 1V0H123ZM164 1V0H163ZM193 1V0H192ZM197 1V0H196ZM219 2V0H198V2L195 4V2H187L186 0H165V5H167L168 7L167 8H169L170 6L171 7H173V8H175L174 6H172V4H176L177 6V8H179L180 7V9L182 10V8L184 9L185 8V11H182L183 13L184 12H186L187 13V16H189L190 14L191 15H194V14H197V13H199V11L201 10L200 8H202L204 5H214L215 3L214 2ZM220 1H222V0H220ZM228 1V0H227ZM255 2L256 1H261V0H254ZM253 1V2H254ZM264 1V0H263ZM131 2V1H130ZM130 2H128V4H130ZM152 3H154L153 1H151ZM150 2V3H151ZM64 3V4H65ZM160 2H158V3H156V4H159ZM257 3V2H256ZM138 4V3H137ZM144 4H146V3H144ZM55 5L57 6V7H59V9L58 8H56L55 7ZM116 5L118 6V7H116ZM143 5V4H142ZM147 5V4H146ZM146 5H145V7H146ZM150 5V4H149ZM151 5H154V4H151ZM161 5H164V3H161ZM241 5V4H240ZM140 6V5H139ZM246 6V5H245ZM62 7V8H63ZM148 7V6H147ZM146 7V8H147ZM155 7V6H154ZM236 7V6H235ZM238 7V6H237ZM241 7V6H240ZM240 7H238V9L237 8H235L234 9V7H233V9L234 10H240V9H242V8H240ZM249 7V5L247 6V8ZM145 8V10H147ZM177 8H175V10L177 9ZM187 8V9H186ZM240 8V9H239ZM246 8V9H247ZM17 9V8H16ZM121 9V10H120ZM126 9V8H125ZM124 9V10H125ZM129 8H127L126 9V11L128 10ZM132 9V8H131ZM137 9V8H136ZM144 9V8H143ZM143 9H141V11L143 12L144 10ZM150 11H151V9L153 10V7H151V9H150V7L148 8ZM166 9V8H165ZM180 9H177V10H180ZM203 9V8H202ZM243 10V12L244 11H247V10ZM139 10H140V8H139ZM148 10V11H149ZM155 10V12H157V10L156 9H154ZM162 10H164L163 9V7H162ZM168 10V9H167ZM169 10H170V8H169ZM180 10V11H181ZM228 10H231L232 11V9H228ZM234 10H233V12H228V14H229V16L231 15L232 17H234L236 14L234 13ZM1 11H3V9L1 10ZM0 11V12H1ZM11 13L13 12L14 13V11H16V10H9ZM9 11H6L4 14H1L0 16H2V19H0V20H3V21H5V20H9V19H13V17H15V16H13ZM120 11H122L121 13H120ZM130 11H132V10H130L129 9V13H128V11H127V13H126V15H124L125 17H126V21L128 22V21H131V23H137V22H139L138 20H141V18H140V13H141V11H139L140 13L137 15V14H133L132 12V14H130ZM149 11V12H150ZM136 12V11H135ZM134 12V13H135ZM138 12V11H137ZM136 12V13H137ZM144 12H147V11H144ZM148 12V13H149ZM154 12V13H155ZM240 12H241V10H240ZM29 13V14H30ZM152 13V12H151ZM158 13H159V11L156 13L157 15H158ZM237 13V12H236ZM242 13V12H241ZM14 14H16V13H14ZM143 15H145L144 13H142ZM141 14V15H142ZM150 14V13H149ZM155 14V15H156ZM201 14V13H200ZM235 14V15H234ZM11 15L13 16L12 18H11ZM153 16H154V18H155V15L154 14H152ZM198 16H200L199 14H197ZM196 15V16H197ZM226 15H227V12H226ZM234 15V16H233ZM237 15H239V14H237ZM147 16H149V15H147ZM151 16V15H150ZM177 16V15H176ZM183 16H184V14H183ZM228 16V15H227ZM226 16V17H227ZM228 16V20L231 18V17H229ZM140 18V19H137V18ZM142 17V16H141ZM186 17V16H185ZM184 17V18H185ZM190 18H191V16H189ZM193 17H195V15L193 16ZM225 17V18H226ZM1 18V17H0ZM122 18H123V16H122ZM144 18V17H143ZM158 18V16L156 17V19ZM159 18H160V16H159ZM202 18V17H201ZM237 17H235V19H236ZM105 19V18H104ZM114 19V18H113ZM147 19V18H146ZM156 19H155V21H156ZM182 19V18H181ZM206 19H209V18H206ZM205 19V20H206ZM239 19H241L240 20V22H237L238 21V19H237V21H236V23H240L241 25H239V26H242V27H246V25H247V20H246V18L245 17H242V18H240L239 17ZM248 19V18H247ZM60 20V21H59ZM124 19H123V24H121L122 23V21L120 22V24L121 25H125V21ZM158 20V19H157ZM190 20H193V18H191V19H189V21ZM204 20V21H205ZM209 20H211V19H209ZM231 20H232V18H231ZM77 21H82V22H84V23H80L79 24V26H76V23L75 22H77ZM142 21V20H141ZM150 21H152L151 19H150ZM207 22H209L208 20H206ZM205 21V22H206ZM235 21V20H234ZM255 21V20H254ZM1 22V21H0ZM12 22V21H11ZM66 22H64V23H66ZM153 22V21H152ZM161 22V21H160ZM231 22V21H230ZM249 23H248V25H251V26H253V25H255V26H257V27H260V28H262V29H264V20H262V21H255V22H253V21H248ZM253 22V23H252ZM9 23V22H8ZM149 23H151V22H149ZM154 23H156V22H154ZM234 23V22H233ZM11 24V23H10ZM129 24V23H128ZM146 24H147V22H146ZM145 24V25H146ZM158 24V23H157ZM229 24H231V23H229L228 22V26H229ZM100 25V24H99ZM104 25V24H103ZM103 25H101V26H103ZM138 25V24H137ZM156 25V24H155ZM162 25L164 26V24L162 23ZM225 25V27H227L226 26V23L224 24ZM235 25V24H234ZM247 25V26H248ZM148 26V25H147ZM147 26L146 27H143V28H141L140 29V31H138V32H135L134 31V33L133 34H131V35H127V34H124V33H126L125 31H124V29L122 30L121 29V32L123 31L124 33H118V35H119V38L121 37V38H123V39H121V40H127V42H133V41H135L134 43H139L140 42V44H141V41L142 40H146V39H149V37H152V32L154 31L153 29V31H151V27L150 28H147ZM236 26V25H235ZM57 27H55V28H57ZM125 27H126V25H125ZM149 27V26H148ZM234 27V26H233ZM241 27V28H242ZM256 27V28H257ZM64 28V27H63ZM63 28H61V31H62V29ZM100 28V27H99ZM102 28V27H101ZM104 28V27H103ZM118 28H120V27H118ZM121 28H123V27H121ZM153 28V27H152ZM218 28H219V25H218ZM221 28V27H220ZM219 28V29H220ZM223 28V27H222ZM52 30H53V27L51 28ZM58 29V28H57ZM107 29V28H106ZM110 29V28H109ZM209 29V28H208ZM208 29L206 30V34L204 35V37H205V39L204 38H202V39H204L203 41L204 42H207V43H209V40L211 41V39H212V36H213V32L211 33L210 32V35L208 34ZM215 29V28H214ZM224 29V28H223ZM230 29H232V28H230ZM234 29V28H233ZM232 29V30H233ZM52 30H50V32H52ZM59 30V29H58ZM64 30V29H63ZM102 30V29H101ZM222 30V29H221ZM261 30V29H260ZM54 31V30H53ZM220 31V30H219ZM224 31V30H223ZM222 31V32H223ZM237 31V30H236ZM48 32V33H47ZM59 32V31H58ZM120 32V31H119ZM222 32H220V33H222ZM229 32V31H228ZM62 33V32H61ZM216 33V32H215ZM231 33V32H230ZM237 33V32H236ZM10 34V33H9ZM60 34V33H59ZM212 34V35H211ZM224 34V33H223ZM238 34V33H237ZM239 34H242V33H239ZM46 35V36H45ZM127 35V36H126ZM158 35V34H157ZM156 35V36H157ZM218 36H219V34H217ZM225 35V34H224ZM243 35V34H242ZM253 35V34H252ZM13 36V35H12ZM160 36V35H159ZM230 36V35H229ZM126 37V38H125ZM158 37V36H157ZM211 37V38H210ZM220 37V36H219ZM249 37V36H248ZM248 37L246 36V38L248 39ZM252 37V36H251ZM42 38H41V40H42ZM215 38V37H214ZM226 38V37H225ZM228 38V37H227ZM250 38V37H249ZM256 38V37H255ZM255 38H250V39H255ZM0 39H1V37H0ZM8 39V38H7ZM10 39H11V37H10ZM70 39V38H69ZM152 39V38H151ZM159 39V38H158ZM160 39H162V38H160ZM215 39H218V38H215ZM214 39V40H215ZM233 39H234V37H233ZM4 40H6V39H4ZM4 40H2L3 42H4ZM150 40V39H149ZM221 40V39H220ZM83 41V40H82ZM81 41V42H82ZM93 41V40H92ZM236 41V40H235ZM0 42H1V40H0ZM10 42V41H9ZM43 42V41H42ZM145 42H147V41H145ZM221 42V41H220ZM223 42V41H222ZM250 42H253V41H250ZM7 43H8V40H7ZM75 43H77V42H75ZM74 43V44H75ZM156 43V42H155ZM202 43V42H201ZM211 43V42H210ZM218 43H219V41H218ZM225 43H226V41H225ZM235 43V42H234ZM11 44V43H10ZM44 45H43V47L45 46V48H47L48 49V42H45V43H43ZM55 44H57V43H55ZM63 44V43H62ZM73 44V43H72ZM143 44V43H142ZM233 44V43H232ZM12 45V44H11ZM224 45V44H223ZM46 46H48V47H46ZM51 46H52V43H51ZM51 46H50V51H51ZM54 46H56V45H54ZM113 46V45H112ZM226 46H228V45H226ZM2 46H0V48H1ZM38 47H40V46H38ZM67 46L66 45H58L57 44V47H56V51H58V52H61V54L63 53H65V51L67 50V48H66ZM70 47V46H69ZM83 47V46H82ZM158 47H160V46H158ZM162 47V46H161ZM207 47H208V45H207ZM219 47H222V46H219ZM238 47V46H237ZM4 48V47H3ZM2 48V49H3ZM87 48V47H86ZM100 48V47H99ZM106 49H107V47H105ZM211 48V47H210ZM214 48V47H213ZM213 48H211L210 50L212 51L211 53H210V51L208 52L207 50H206V48H205V43H203L202 44V46L200 47V46H198V48H196V49H194L193 50V52L191 51V53H193V54H191V57H190V59H189V61L185 64V65H187V71H189V70H194L197 66H199L200 64H202L201 62H203V60H202V56L200 57V55L202 54V55H204L205 56V54H206V52H208L207 53V55H211V57H213V58H215V56L216 57H218L219 59H221L220 57L221 56H223V54L222 55H220V53H222L221 52V50H219V48H218V50H217V48L215 47V49L217 50V51H213ZM224 48V47H223ZM1 49V50H2ZM41 49V48H40ZM47 49H46V51H47ZM77 49V48H76ZM82 49V48H81ZM91 49H92V47H91ZM91 49H88L89 50V53H90V55L93 53H95V51L94 52H92V50ZM103 49V48H102ZM116 49V48H115ZM159 50L161 49V48H158ZM157 49V50H158ZM162 49H164V48H162ZM161 49V50H162ZM222 49V48H221ZM244 49V48H243ZM27 50V49H26ZM83 50V49H82ZM86 50V49H85ZM87 50V51H88ZM100 50V49H99ZM114 50V46L113 47H108V49H107V51H109V52H112ZM156 50V51H157ZM160 50V51H161ZM209 50V49H208ZM31 51H33V50H31ZM36 51V50H35ZM77 51V50H76ZM107 51H105V52H107ZM220 51V52H219ZM5 52V51H4ZM115 52H117V51H115ZM114 52V53H115ZM177 52V51H176ZM174 53V52H171L172 54L171 55H168L169 57H170V59H169V61H172V60H176L177 61V59L179 58H181L182 56H180L179 57V55L181 54L180 52V54L178 55L177 53ZM190 52V51H189ZM1 53V52H0ZM28 53H29V51H28ZM44 53V52H43ZM80 53V52H79ZM88 53V52H87ZM157 53V52H156ZM241 53V52H240ZM5 54H6V52H5ZM8 54V53H7ZM52 54V53H51ZM97 54V53H96ZM107 54H108V52H107ZM110 54V53H109ZM47 55H48V53H47ZM53 55V54H52ZM55 55H56V53H55ZM67 55V54H66ZM76 55V54H75ZM95 55V54H94ZM219 55H220V57H219ZM203 56V57H204ZM225 56V55H224ZM223 56V57H224ZM44 57H45V55H44ZM43 57V58H44ZM54 57V56H53ZM93 57V56H92ZM155 57V56H154ZM153 57V58H154ZM210 57V58H211ZM75 58V57H74ZM212 58V59H213ZM218 58H215L216 59V61H217V59ZM225 58V57H224ZM223 58V59H224ZM228 58V59H227ZM224 61H223V59H221L222 61H220L219 63H218V65H217V68L218 69H223L222 71H224L225 69H226V65L228 64V66H229V64L231 65L233 62H239V61H241V62H239V63H242V62H245V63H247V64H249V63H253V64H255L258 68L257 69H259L260 68V70H262V69H264V59H261L260 60V58L258 59V58H256V56L254 55V53H252V51H249V50H243V52L241 53V54H239V56H237L236 58H235V60L234 59H232V60H234V61H232V60H229L230 58L229 57H227ZM45 59H46V57H45ZM152 59V58H151ZM182 59V58H181ZM211 59V60H212ZM154 60V59H153ZM202 60V61H201ZM44 61V60H43ZM90 61V60H89ZM156 61H157V59H156ZM175 61V62H176ZM180 61V60H179ZM213 61V60H212ZM154 62V61H153ZM153 62H151L149 65H148V67L149 68H147V69H145L144 70V72H142V74H140V73H138V75L140 76V83L142 82V83H144L145 85H147L148 83H150V84H152V82H151V79L152 80H154V78H153V76H154V63ZM159 62V61H158ZM161 62V61H160ZM173 62V61H172ZM89 63V62H88ZM54 65H56V64H59L58 63V61H56V62H54L53 63ZM158 64V63H157ZM253 64H249V65H253ZM160 65V64H159ZM203 65V64H202ZM255 65H253V66H255ZM259 66H262L263 68L261 69V67H259ZM86 68V67H85ZM113 68H115V67H113ZM158 68V67H157ZM211 68V67H210ZM216 68V69H217ZM255 68V67H254ZM204 69H206V68H204ZM203 69V70H204ZM209 69V68H208ZM218 69H217V71H215L214 70V72H211L212 73V75H213V73L214 74H217L218 73ZM1 70H2V72L3 73H6V75H4V76H6V78H7V74L8 73H10L8 70H10V68L9 69H7V68H5L4 66H2L1 67ZM87 70V69H86ZM120 70V69H119ZM186 69H184V71H185ZM183 71V72H184ZM187 71H185L182 75H181V77H180V79L178 80V79H176V77L175 76H169L168 78H167V82H168V80L172 83V85H174V86H172L171 85V83L169 84L170 86H172L173 88H171L169 85V91H165V87H167L166 86V83H165V81H164V85L163 86H165V87H163L162 85H160V84H162L161 82L160 83H158L159 85H157V86H155V87H144L143 89H142V91H143V95H147V96H149V98L151 97V98H153L154 99V97L155 98H157V97H162V96H170V97H168L167 99H166V101H167V103H172L173 102V98L174 97H180V95H182V94H180L181 93V86H183V87H185V86H188V88L190 87L192 90H194V92H197L199 95H200V98H198L197 99V97L195 96L196 95V93H195V95H194V97H189L188 95H187V101H185L186 103H188V99L189 98H194V99H192V100H196V103H194V104H196L195 106L197 107H205L204 109H207V110H210V111H208L209 112V115L207 114L208 112H206L205 114H207V116L206 115H204V114H200V116H199V114L198 113H196L195 111H193V112H190V110H186L185 111V114H183L184 115V117L187 119V121H189V120H192V119H194L195 118V114H197L198 116L197 117H207V122H205V123H208V124H203L204 126H203V128H201V129H199V130H197V134H196V139H195V141H196V144H197V147H202V145L204 144L203 143V141L205 142L206 140L207 141H209V142H212L211 141V139L216 143H219V142H222V146H221V148H220V150H216V149H214L213 148V150L211 151V153L213 154H215V153H218V154H216V155H219V154H222V153H226L227 155H228V153L230 154V156H231V158H227L228 159V161H226L225 163H223L222 165H220L219 167L217 166L216 168H218V170H219V174H221V176L222 175H224L223 176V178L225 177V175H228V174H235V173H237V174H235V175H240V177L239 178H243L245 181H248L249 183L250 182H252V180H253V182H254V184H255V182H264V88L262 87V86H264V84L263 85H260L261 86V89H256V88H260L259 87V85H258V87H254V85L252 86V84L250 85V83L249 84H245V85H231V86H229V85H225V84H222V85H225V86H223V87H217V90H215V91H213V93L212 92H210L211 90H210V86L212 85V84H218L217 82L216 83H212V84H210V82H208L209 81V79H208V81L206 80V81H204V80H198V79H196V78H194L195 76L194 75H196V74H199V75H196V76H201L202 74H200V73H196V74H194V75H192V73L190 74L189 72H187ZM257 71V70H256ZM11 72H12V70H11ZM194 72H195V70H194ZM206 72V71H205ZM208 72V71H207ZM156 73V72H155ZM239 73V72H238ZM133 74V73H132ZM132 74H131V76H132ZM136 74H137V72H136ZM136 74H134V75H136ZM236 74H237V72H236ZM51 75V74H50ZM137 75V76H138ZM157 75V74H156ZM250 75H251V73H250ZM51 76H53V75H51ZM129 76V75H128ZM131 76H129V77H131ZM138 76V77H139ZM216 76V75H215ZM249 76V75H248ZM9 77V76H8ZM213 77H214V75H213ZM238 77V76H237ZM253 77V76H252ZM6 78H4L2 75L0 76V88H4V83H5V81L3 80V79H6ZM133 78V77H132ZM250 78L251 77H249V81H250ZM131 79V78H130ZM130 79L129 78H123L121 81H118L119 83H118V87H117V89H118V91L117 92H119V93H125V91L126 90H124L126 87H130V86H132V84H133V82H132V84L131 85H129L130 84ZM155 79H156V77H155ZM215 79V78H214ZM218 79V78H217ZM216 79V80H217ZM247 79H248V77H247ZM256 79V78H255ZM254 79V80H255ZM99 80H100V78H99ZM98 80V81H99ZM102 80V79H101ZM100 80V82L102 83V81ZM104 80V79H103ZM108 80V79H107ZM107 80H105V81H103V84H104V86H106V84H105V82L107 83ZM132 81H135V78H134V80L133 79H131ZM138 80V79H137ZM157 80V79H156ZM158 80H159V78H158ZM162 80V79H161ZM213 80V79H212ZM28 81V80H27ZM33 81V80H32ZM97 81V80H96ZM108 81H110V80H108ZM112 81V80H111ZM248 81V82H249ZM252 81V80H251ZM6 82H7V79H6ZM26 82V81H25ZM48 82V81H47ZM54 82H56V81H54ZM136 82V81H135ZM139 81H137L136 83H138ZM158 82V81H157ZM163 82V81H162ZM114 83V82H113ZM24 84V83H23ZM34 84V83H33ZM150 84H148V85H150ZM175 84H177V85H175ZM254 84H255V82H254ZM22 85V84H21ZM26 85H29V84H26ZM31 85H32V83H31ZM30 85V86H31ZM39 85V84H38ZM37 85V86H38ZM53 85V84H52ZM101 85V84H100ZM134 85H137V84H134ZM133 85V86H134ZM141 85H143V84H141ZM180 85V86H179ZM33 86V85H32ZM31 86V87H32ZM154 86V85H153ZM175 86H179V88L178 87H175ZM213 86V85H212ZM216 86H220V84L219 85H216ZM216 86H214V87H216ZM227 86V87H226ZM6 87V86H5ZM183 87H182V89H183ZM214 87H213V89H214ZM164 88V89H163ZM168 88V87H167ZM189 88V89H190ZM13 89V88H12ZM33 89H34V87H33ZM68 89V88H67ZM184 89H186V87L184 88ZM188 89V90H189ZM212 89V90H213ZM216 89V88H215ZM1 90V89H0ZM24 90V89H23ZM41 90V89H40ZM102 90V89H101ZM166 90H168V89H166ZM187 90V91H188ZM192 90H190V92L192 91ZM2 91H4L3 89L1 90V92ZM26 91V90H25ZM65 91V90H64ZM72 91V90H71ZM71 91H69V92H71ZM75 91H77V90H75ZM115 91V90H114ZM186 91V93L188 94V92ZM1 92H0V118H2L3 120H4V118H5V116L7 117V118H9V117H15V115H18V118L17 119H19V113H20V109L21 108H27V107H25L27 104L26 103H23V105H22V103H20L19 101H18V98L20 97H23V100H21V102L23 101L24 102V99L25 100H27V101H30V103H32L31 105H33L32 106V110L30 111L29 110V112L28 111H25V112H23L24 114V118L26 119V117L30 114V119L32 118V120H34V121H32L36 126L38 125V124H36V123H38V121H40V116L42 115L41 114V110L43 109L42 108V105H45V104H47L48 102H49V99L48 100H44V99H42V98H40L39 99V97H38V99L36 98L37 96H29L31 99H27L28 97H27V95H25V97H24V95H20L19 94V97L17 98V96L18 95H16L15 93H17V92H15V93H13V94H11L10 92V94L11 95H8V94H6V93H4V94H6V95H1ZM19 92V91H18ZM74 92V91H73ZM190 92H189V94H190ZM25 93V92H24ZM77 94H79L78 92H76ZM81 93V92H80ZM100 93V92H99ZM185 93V94H186ZM27 94H29V93H27ZM62 94H64V96L63 97H61L60 99H62V101L64 100V101H70V100H73L72 99V97H74V98H76L77 96H70L69 94H67V92H66V95H65V93L63 92ZM102 95H105L104 93H101ZM121 94V95H122ZM192 94H193V92H192ZM197 94V95H198ZM90 95V94H89ZM101 95V96H102ZM142 95V94H141ZM143 95H142V97H143ZM145 95V97H147ZM232 95V96H231ZM39 96V95H38ZM46 96V95H45ZM79 96H80V94H79ZM87 96V95H86ZM96 96V95H95ZM183 96V95H182ZM235 97L236 96V99H234V98H232V97ZM88 97V96H87ZM184 97H186V96H184ZM199 97V96H198ZM48 98V97H47ZM93 98H96V97H94V95H91V96H89V102H90V107H88V108H86L87 106L86 105H83V104H77L78 106H86L85 108L83 107H81L82 109L81 110H78V111H76V114H78L79 116H81V115H85L88 111H91V113L94 111L95 112V114L97 113L98 114V112L100 113V114H102L101 116L103 117V119H102V121L100 122L99 121V123H102L101 125H103V126H105V125H107V124H110V125H112L115 129L117 128H120V129H122V128H124V127H122V120L120 121V118L118 119V115L117 116H115V114H114V116L113 115H111L110 114V109L109 108H107V107H105V105L103 104L104 102L102 101L103 99H102V97H101V101L99 100V101H96V100H93ZM107 98V97H106ZM144 98V97H143ZM143 98H141V97H135V98H132L131 100V105H133L136 109H138V108H141V107H144V104H146L148 101L147 100H149V99H143ZM150 98V99H151ZM166 98V97H165ZM165 98H163V99H165ZM180 98H182V97H180ZM196 98V99H195ZM97 99V98H96ZM162 99V100H163ZM105 100V99H104ZM147 101L146 103H145V101ZM152 100V99H151ZM155 100V99H154ZM176 100V99H175ZM192 100H190V101H192ZM228 100H230V101H228ZM53 101V100H52ZM61 101V102H62ZM86 101L88 102V99H86ZM106 101V100H105ZM157 101V100H156ZM164 101V100H163ZM165 101V102H166ZM177 101V100H176ZM7 102H10V105H11V102H13V103H15V105H13L12 107V109L10 108V110H9V108L7 107V109L6 110H4L3 109V107H4V105L7 103ZM26 102V101H25ZM61 102H59V99H58V102L57 101H55V102H52V104H53V106H54V108L55 109H53V110H55V111H49V113H47L48 115H46V117L48 116V119H56L57 118V120H59L58 118H59V116H58V114L59 113H57L58 111L60 112V113H63V112H67L66 111V109L64 108V104L62 105V103ZM130 102V101H129ZM12 103V104H13ZM30 103H28V104H30ZM50 103V102H49ZM70 103V102H69ZM190 103V102H189ZM192 103V102H191ZM21 104V105H20ZM7 105V104H6ZM18 107H17V106ZM49 105V104H48ZM74 105H76V103L74 104ZM9 106V105H8ZM15 106L17 107V108H15ZM73 106V105H72ZM146 106V105H145ZM166 106H168V104L166 105ZM169 106H170V104H169ZM168 106V107H169ZM31 107V106H30ZM66 107L68 108V107H71V105L70 106H67L66 105ZM75 107V106H74ZM77 107V106H76ZM197 107V108H198ZM79 108V107H78ZM73 109V108H72ZM98 109H100V110H98ZM109 109V110H108ZM200 109V108H199ZM259 109V110H258ZM67 110H69V108L67 109ZM206 110V111H207ZM71 111V110H70ZM155 111V110H154ZM247 111H248V113H249V116L247 117H245V118H241L243 115L242 114H245V113H247ZM250 111V112H249ZM28 112V113H27ZM69 112V111H68ZM244 112V113H243ZM26 113L28 114V115H26ZM90 113V114H91ZM160 113V112H159ZM242 113V114H241ZM100 114H99V116H100ZM158 114V113H157ZM164 114V113H163ZM211 114V115H210ZM240 114L242 115L241 117H240ZM4 115V118L2 117ZM22 115V114H21ZM20 115V116H21ZM26 115V116H25ZM89 114H87V116H88ZM159 115H161V113L159 114ZM183 115H182V117H183ZM246 115V114H245ZM43 116H45V115H43ZM58 116V117H57ZM67 116V115H66ZM74 116V115H73ZM77 116V115H76ZM94 116V115H93ZM212 117L211 119L213 120H217V119H219L218 120V122L219 123H227L228 125L229 124H234V125H236L235 127H239V130H241V133L239 134L238 132H237V134L235 133V135H230L229 133L230 132H228V130H226V129H220V127H222V126H219V128H218V126H216L215 125V123H214V125L213 124H211V122H213V121H211L210 120V117ZM17 117V116H16ZM15 117V118H16ZM22 117V116H21ZM21 117H20V119H19V121H21V120H23V121H28L29 120V116L27 117L28 118V120L26 119H24L23 117H22V119H21ZM60 117H61V115H60ZM101 117V118H102ZM180 117V116H179ZM66 118V117H65ZM73 118V117H72ZM90 118V117H89ZM192 118V119H191ZM61 119V118H60ZM64 119V118H63ZM75 119V118H74ZM181 119L182 118H180V121H181ZM46 120V119H45ZM67 120V119H66ZM65 120V121H66ZM202 120V119H201ZM203 120H205L204 118H203ZM202 120V121H203ZM61 121V120H60ZM68 121V120H67ZM66 121V122H67ZM72 121V120H71ZM79 121H81V120H79ZM183 121V120H182ZM181 121V122H182ZM186 121V120H185ZM206 121V120H205ZM211 121V122H210ZM224 121V122H223ZM6 122V121H5ZM30 122V121H29ZM48 122V121H47ZM55 122V121H54ZM59 122V121H58ZM204 122V121H203ZM74 123V122H73ZM72 123V124H73ZM183 123H185L184 121H183ZM221 123V124H222ZM9 124V123H8ZM56 124V123H55ZM76 124V123H75ZM217 124V123H216ZM224 124H222V125H224ZM42 125V124H41ZM71 125V124H70ZM202 125V124H201ZM218 125H220V124H218ZM2 126V125H1ZM3 126H4V123H3ZM225 126V125H224ZM229 126H231V125H229ZM228 126V127H229ZM11 128V125L10 126H5V128ZM32 127H33V125H32ZM35 127V126H34ZM42 127V126H41ZM67 127H68V125H67ZM192 127V126H191ZM191 127L190 128H187L186 130H185V132L187 133H189V131L191 130ZM227 127V126H226ZM6 128V129H7ZM29 128V127H28ZM35 128H37L38 130H39V128L38 127H35ZM53 128V127H52ZM51 128V129H52ZM225 128V127H224ZM232 128V127H231ZM33 129V128H32ZM47 129V128H46ZM50 129V130H51ZM74 129V128H73ZM114 129V130H115ZM192 129H194L193 127H192ZM12 130V132H15L14 134H15V136L16 137H18V135L21 133H19L18 132V134H16L17 132H16V130L15 129H11ZM34 130H36V129H34ZM43 130V129H42ZM55 130V129H54ZM54 130H53V133H54ZM76 130V129H75ZM124 130V129H123ZM195 130V131H194ZM193 131L194 132H196V128L194 129ZM10 131V130H9ZM40 131V130H39ZM58 131V130H57ZM192 131V132H193ZM12 132H11V134H12ZM52 132V131H51ZM60 132V136H61V138H60V140H58V143H61V142H63L62 141V139L63 138H65V141H66V139H69L68 140V142L67 143H69V141H71V142H73V143H75V144H80L81 143V145H82V143H85V141H88V140H86V136L84 137H82V136H79V135H77V134H75L73 131H71V130H65V131H63V130H60V131H58V132H55L56 134H58ZM103 132H106V131H103ZM116 132V131H115ZM119 132V131H118ZM121 132V131H120ZM191 132V133H192ZM193 132V133H194ZM53 133H52V135H53ZM190 134V133H189ZM239 134V135H238ZM115 135V134H114ZM117 135V134H116ZM230 135V136H229ZM54 136H55V134H54ZM53 136V137H54ZM19 137H20V135H19ZM19 137L18 138H16V139H14L13 137V139H14V141H16V142H14L13 144H10L6 149V151H8L7 153H8V155L9 154H16L17 153V149H18V141L20 142V140H18L17 141V139H19ZM52 137V136H51ZM50 137V138H51ZM57 137H59V136H57ZM56 137V138H57ZM63 137V138H62ZM89 137V136H88ZM8 138H11V136H9ZM55 138V137H54ZM124 138V137H123ZM209 138H211V139H209ZM20 139H22V137L20 138ZM206 139V140H205ZM209 139V140H208ZM9 140V139H8ZM11 140V139H10ZM44 140V139H43ZM49 140H52V138L51 139H49ZM55 140V139H54ZM53 140V141H54ZM64 140V139H63ZM138 140V139H137ZM22 141V140H21ZM44 141H48V140H44ZM44 141H43V143H44ZM59 141H61V142H59ZM90 141V140H89ZM89 141H88V143H89ZM130 141H131V139H130ZM129 141V145H131V144H133V140L130 142ZM139 141V140H138ZM199 141V142H198ZM141 142V141H140ZM202 144H201V143ZM42 143V144H43ZM46 143V142H45ZM43 144L42 146V149L43 148H45L46 147V145L47 144ZM50 143V144H49ZM49 143H48V147H49V149L52 151V143H51V141H49ZM55 143V142H54ZM66 143V142H65ZM66 143V144H67ZM72 143V144H73ZM87 143V144H88ZM131 143V144H130ZM137 143V142H136ZM135 142H134V144H136ZM214 143V144H215ZM216 143V144H217ZM6 144V143H5ZM22 144V143H21ZM63 144H64V142H63ZM215 144V145H216ZM239 144H243V146H245L244 144H246V146L248 145V149H246L245 148V150H242V151H240V149L239 150H235V149H237L236 148V146L237 145H239ZM59 145H61V144H59ZM58 145V147H57V149H60L59 147H61V146H59ZM81 145H78V146H81ZM84 145V144H83ZM7 146V145H6ZM22 146V145H21ZM242 146V145H241ZM242 146V147H243ZM37 147V146H36ZM48 147L45 149L46 151L47 150H49L48 149ZM66 147V146H65ZM84 147V146H83ZM160 147V146H159ZM242 147H240V148H242ZM39 148V147H38ZM157 148V147H156ZM162 149H163V146L161 147ZM239 148V147H238ZM244 148V147H243ZM113 149H114V147H113ZM152 149V148H151ZM35 150V149H34ZM33 150V151H34ZM44 150V151H45ZM83 150V149H82ZM150 150V149H149ZM160 150V149H159ZM51 151H50V153H51ZM59 151V150H58ZM57 151V152H58ZM78 151V150H77ZM114 151H116V152H119L118 150H117V148H116V150H114ZM152 151V150H151ZM36 152V151H35ZM49 152V151H48ZM56 152V151H55ZM54 152V153H55ZM124 152V151H123ZM53 153V154H54ZM72 153H76L75 151H73ZM81 153V151L79 150L78 152H77V154L76 155H78V154H80ZM93 153V152H92ZM99 153V152H98ZM44 154V153H43ZM47 154V153H46ZM90 154V153H89ZM102 154V153H101ZM213 154V155H214ZM27 155V154H26ZM36 155V154H35ZM56 155H57V153H56ZM55 155V156H56ZM74 155V154H73ZM215 155V156H216ZM225 155V154H224ZM15 156V155H14ZM58 156V155H57ZM98 156V155H97ZM101 156H105V155H101ZM196 156V155H195ZM229 156V157H230ZM47 157V156H46ZM51 157V156H50ZM54 157V156H53ZM106 157V156H105ZM33 158V157H32ZM59 158V159H58ZM95 158H96V156H95ZM100 158V157H99ZM189 158V157H188ZM192 158V157H191ZM191 158H189L190 160H191ZM34 159V158H33ZM56 159H57V161L59 160V161H62V158H61V156L59 157H56ZM55 159V160H56ZM100 159H102V158H100ZM173 159V158H172ZM195 159V158H194ZM194 159H193V161H194ZM99 160V159H98ZM106 160V159H105ZM189 160V161H190ZM46 161V160H45ZM50 161V160H49ZM166 161V160H165ZM168 161V160H167ZM174 161V160H173ZM189 161H188V163H189ZM199 161V160H198ZM197 161V163H199ZM171 162H172V160H171ZM171 162H170V164H171ZM38 163H40V162H38ZM59 163V162H58ZM164 163V162H163ZM166 163V162H165ZM168 163V162H167ZM42 164V163H41ZM189 164H191V165H194V164H192V160L190 161V163ZM167 165V164H166ZM175 165V164H174ZM201 165V164H200ZM40 166H42L43 167V164L42 165H40ZM122 166V165H121ZM176 166V165H175ZM189 167H190V165H188ZM188 166H186V167H182V168H180V170H181V172H183V173H186L187 175V177H189V180L190 179H192V180H195V178L197 179L198 177L200 178L201 176L199 175V174H201L197 169H189L188 168ZM200 167V166H199ZM206 167V166H205ZM35 168V167H34ZM38 168V167H37ZM122 168H124V166H122L121 167V169ZM133 168V167H132ZM142 168V167H141ZM145 168H148L147 166L145 167ZM198 168V167H197ZM211 168V167H210ZM30 169V168H29ZM56 169L57 168H55V169H51L50 171H51V173L50 174H52L53 175V173H55L56 172ZM118 169V168H117ZM120 169V170H121ZM40 170V169H39ZM38 170V171H39ZM43 170V169H42ZM41 170V171H42ZM123 170V169H122ZM129 168H128V166H127V169L126 168H124V170H123V172H122V175L121 176H123V175H127L128 173H129ZM142 170H143V168H142ZM141 169H139V171H142ZM148 170V169H147ZM179 170V171H180ZM183 170V171H182ZM201 170V169H200ZM217 170V171H218ZM3 171H5V170H3ZM144 171V170H143ZM150 171V170H149ZM185 171V172H184ZM53 172V173H52ZM116 172V169H114L113 167H112V169H110L109 170V173H107V175L109 174V176H110V174L112 175V174H114ZM210 172V171H209ZM235 172V173H234ZM39 172H37V169L35 170H32V171H29V170H23L22 172H21V174L19 175V180H20V182H22V183H25L26 184V188H25V190L23 191V192H21L20 194H16V193H12V194H10V195H8L6 198H5V202H6V204H7V206H9V207H13V208H17L18 210L17 211H19L18 212V214L19 213H21V215H23V212H20V211H24L23 209L25 208V207H23L24 205H26V203H29V200H28V198H30V196H31V194L33 195V199L35 200V204H36V206L35 207H38L40 204V202L43 200V197H44V200H46L47 198H45V195H46V193L48 194V191L47 190H45L46 188H47V184H44L45 182L43 181L42 182V184H40V186L41 187H39L38 185V188L37 187H35L36 185L34 184L35 183V181L37 182V177L39 176V174H38ZM89 173V172H88ZM130 173H131V171H130ZM46 174H48V173H46ZM50 174H48V177H49V175ZM56 174V173H55ZM98 174H99V172H98ZM208 174V173H207ZM38 175V176H37ZM51 175V176H52ZM82 175H84V174H82ZM87 175V173H85V175L84 176H86ZM91 176L92 175H95V174H90ZM90 175H88L89 177H90ZM96 175H97V173H96ZM88 176H86V177H88ZM113 176V175H112ZM125 176H123V177H125ZM129 176H130V174H129ZM231 176H233V175H231ZM94 177V176H93ZM93 177H91V178H93ZM98 177H99V175H98ZM195 177V178H194ZM205 177L207 178V176L205 175ZM228 177V176H227ZM100 178V177H99ZM128 178V177H127ZM178 178V177H177ZM198 178V179H199ZM231 178V177H230ZM236 178V177H235ZM235 178H234V180H233V177H232V181H235ZM41 179V178H40ZM55 179V178H54ZM90 179V178H89ZM94 180L96 179V178H93ZM92 179V180H93ZM220 179V178H219ZM228 179V178H227ZM46 180V179H45ZM58 179H56V181H57ZM92 180H91V182H92ZM93 180V181H94ZM173 181L175 180V179H172ZM178 180V179H177ZM221 180V179H220ZM230 180V179H229ZM236 180H237V178H236ZM241 180V179H240ZM39 181V180H38ZM48 181V180H47ZM74 181H79L78 182V187H75V186H73L72 184L74 183ZM84 180H81L79 177H78V174H67V176H65V177H63L62 179H60L59 178V180H58V182L56 183L57 184V186H58V188H60L62 191H63V196L60 198V199H57L55 202H54V206H66L67 208L68 207H71L72 205H73V202H74V200H77L76 199V197L74 196V195H78L79 194V197L83 200L84 198L85 199H89V200H91V199H93L94 198V196H96L97 197V195H99V202H95V204H94V206L97 204H100L99 206V208H96L97 210H91V207L89 206V205H91L90 204V202H88V204L87 203H85V205H83L84 207H83V210H85L84 208H85V206H86V204L88 205V206H86V208H90V210H89V212H87V210L88 209H86L85 211L87 212V214L88 213H91L92 214V221H93V217L95 216V215H97V212H98V214L99 213H102V216H104L103 214L104 213H106L105 214V216L107 215V217L106 218H109V219H112L113 217H111L114 213H115V209H117L118 210V207H116L115 208V203H114V201L113 200H111V197H109V196H107V194H105V193H108V191H105L104 192V194H98L99 192H102V191H98L97 192V190L98 189H96V187H94V185H96V184H94L93 185V187H92V184L95 182L96 183V181H94V182H92L91 183V185L88 183V184H85V182H83ZM98 181V180H97ZM122 180H119V187H123L122 189H124V190H127L126 189V187L128 188V186L125 184V183H123V182H121ZM137 181V180H136ZM138 181H139V184L142 186V187H144V189H146L145 187H149L148 189H146V190H148L149 192H145L144 190H142V194L144 195V197H146L147 199L149 198V200H150V198H151V200H153V201H151V202H153L152 203V205H151V207H148L149 208V210L147 211V213L150 211L151 213H152V215H154V213L156 212V210L158 211V209L160 208V209H163L165 212H167V211H169V210H171V206H172V209L175 207H173V205H171L173 202H169V201H171L170 200V197L171 196H168V195H166L167 193H165L164 194V192H159V191H157V192H155L154 191V188L156 187L155 186V184L153 183V181H150V180H148V179H138ZM171 181V180H170ZM202 181V180H201ZM228 181V180H227ZM155 182V181H154ZM169 182V181H168ZM172 182V181H171ZM224 182V181H223ZM252 182V183H253ZM39 183V182H38ZM37 183V184H38ZM47 183V182H46ZM135 183V182H134ZM216 183H217V181H216ZM225 183V182H224ZM227 183V182H226ZM229 183V182H228ZM247 183V182H246ZM170 184V182L168 183V185ZM194 184V183H193ZM201 184V183H200ZM212 184V183H211ZM215 184V183H214ZM261 184V183H260ZM263 184V183H262ZM98 185V184H97ZM129 185V184H128ZM158 185V184H157ZM175 185V182L173 183V184H171L170 186L171 187H173ZM179 185V184H178ZM218 185V184H217ZM227 185V184H226ZM226 185H224V186H226ZM238 185V184H237ZM244 185V184H243ZM264 185V184H263ZM25 186V185H24ZM135 186V185H134ZM159 186H160V184H159ZM169 186V187H170ZM189 186V185H188ZM197 186V185H196ZM196 186H194V187H196ZM216 186V185H215ZM222 186V185H221ZM228 186V185H227ZM226 186V187H227ZM239 186V185H238ZM115 187V186H114ZM136 187V186H135ZM139 187V186H138ZM138 187L136 188V189H138ZM168 187V186H167ZM171 187L169 188V189H171ZM175 187V186H174ZM191 187V186H190ZM198 187V186H197ZM204 186H202V188H203ZM245 187V186H244ZM259 188V190H260V186H259V184L258 185H256V188ZM113 188V187H112ZM139 188H141V187H139ZM150 188H152L151 190H150ZM159 188V187H158ZM177 187H175V189H176ZM218 188V187H217ZM231 188H232V186H231ZM230 188V193H235V194H238L240 197H245V199L247 198V197H249V196H251V198H252V194H254L255 195V193L257 192V189H255L256 190V192L254 191L253 192V190L251 191L249 188V190L248 189H246V187L245 188H243V187H238V188H235V186L231 189ZM251 188V187H250ZM264 188V187H263ZM96 189V190H95ZM118 189V188H117ZM129 189V188H128ZM132 189H134V188H132ZM135 189V190H136ZM168 189V190H169ZM174 188H173V191L175 190ZM192 189V188H191ZM227 189H229V188H227ZM226 189V190H227ZM120 190V189H119ZM156 190H157V188H156ZM158 190H162V189H158ZM167 190V191H168ZM187 191H188V189H186ZM186 190H185V192H186ZM47 191V192H46ZM61 191V192H62ZM128 191H130V190H128ZM138 191H140V190H138ZM144 191V192H143ZM166 191V190H165ZM177 191V190H176ZM197 191H198V189H197ZM228 191V192H229ZM261 191V190H260ZM46 192V193H45ZM50 192V191H49ZM126 192V191H125ZM125 192H123L124 193V195H125ZM131 192H133V190L131 191ZM170 192V191H169ZM178 192V191H177ZM177 192H174L175 194H173V196H176L178 193ZM190 192H192L191 190H190ZM45 193V194H44ZM103 193V192H102ZM177 193V194H176ZM188 193V192H187ZM187 193H185V195L187 194ZM194 193V192H193ZM219 193V192H218ZM224 193V192H223ZM226 193V192H225ZM257 193H259V191L257 192ZM94 194H97V195H94ZM109 194V193H108ZM112 194V193H111ZM110 194V195H111ZM134 194V193H133ZM135 194H137V192H135ZM139 194H141V193H139ZM170 194V193H169ZM196 194V193H195ZM81 195V196H80ZM106 195V197H104ZM127 195V194H126ZM129 195H130V193H129ZM171 195V194H170ZM232 195V194H231ZM237 195V196H238ZM49 196L50 195H48V198H49ZM55 196H57V195H55ZM120 195H118V198H121V197H123V196H121V197H119ZM130 196H133L132 194L130 195ZM136 196H138V195H135V196H133V198L134 197H136ZM142 196V195H141ZM141 196L139 195V197L141 198ZM219 196V195H218ZM53 197H54V195H53ZM53 197L50 199V202L52 203V199H53ZM72 197H75V199L72 201ZM143 197V196H142ZM143 197V198H144ZM225 197V196H224ZM55 198V197H54ZM58 198H59V196H58ZM125 199H126V197H124ZM141 198V200H143L144 201V199H146V198ZM189 198V197H188ZM216 198H220V196L219 197H216ZM81 199H79V200H81ZM84 199V200H85ZM95 200H96V198H94ZM129 199H131V198H129ZM135 199V198H134ZM147 199H146V201H147ZM186 199H187V196H186ZM192 199V198H191ZM226 199V198H225ZM257 199V198H256ZM262 199V198H261ZM264 199V198H263ZM49 200V199H48ZM81 200V201H82ZM119 200V199H118ZM120 200H122V202H123V199H120ZM127 200V199H126ZM174 200H175V197H174ZM190 200V199H189ZM223 200V199H222ZM260 200V199H259ZM28 201V202H27ZM86 201V200H85ZM97 201V200H96ZM226 201V200H225ZM258 201V200H257ZM264 201V200H263ZM33 202V201H32ZM31 202V203H32ZM44 202V201H43ZM47 202V201H46ZM45 202V203H46ZM49 202V203H50ZM83 202V201H82ZM81 202V203H82ZM139 202V201H138ZM137 202V203H138ZM151 202H149V203H151ZM190 202H191V200H190ZM192 202H194V201H192ZM217 202V201H216ZM45 203H44V205H45ZM48 203V202H47ZM51 203L49 204V205H51ZM75 203H76V201H75ZM74 203V204H75ZM94 203V202H93ZM119 203H120V201H119ZM140 203L142 204V201H140ZM77 204H79L80 206L79 207H81V205L82 204H84V202L82 203V204H80V202L79 203H77ZM117 204H118V201H117ZM123 205H127L128 203H126V204H124V203H122ZM175 204V203H174ZM193 204V203H192ZM215 202H214V200L213 201H211V204H210V208L211 207H215ZM236 204V203H235ZM260 204V203H259ZM31 205H33V204H31ZM31 205H28L27 204V206H31ZM41 205H43V204H41ZM119 205V204H118ZM139 205V204H138ZM176 205H178V204H176ZM227 205V204H226ZM261 205V204H260ZM22 206V207H21ZM26 206V207H27ZM51 206H53V205H51ZM53 206V207H54ZM76 206L77 205H74V207L73 208H69L71 211H75V210H73L74 208H76ZM92 206V205H91ZM94 206H92V207H94ZM120 206V205H119ZM132 206V205H131ZM150 206V205H149ZM179 206V205H178ZM196 206H197V204H196ZM230 207H231V205H229ZM259 206V205H258ZM262 206H264V203H263V205ZM261 206V207H262ZM78 207V206H77ZM78 207V208H79ZM114 207V208H113ZM123 207V206H122ZM127 207V206H126ZM129 207V206H128ZM137 207V206H136ZM135 207V208H136ZM159 207V208H158ZM185 207V206H184ZM191 207V206H190ZM213 207V208H214ZM260 207V208H261ZM39 208V207H38ZM41 208V207H40ZM56 208V207H55ZM95 208V207H94ZM134 208V207H133ZM142 209V206H140L139 205V207H138V209L137 210H141ZM183 208V207H182ZM208 209V210H206L205 211V213H204V217H205V219L207 220V222H208V220H214L215 221V219L217 218L218 219V215H217V212H216V209H215V212H214V209ZM258 208V207H257ZM257 208H255L254 206L252 207V206H245V208H243L244 210H245V212L246 213H248V214H250V215H253V216H256L257 214V212H256V209ZM20 209H22V210H20ZM26 209V208H25ZM42 209V208H41ZM69 209H67V213L70 211ZM77 209V208H76ZM113 209H114V211H113ZM120 209V211L118 210V212H121V209H122V214H124V213H126V212H124L123 213V209H125V207L124 208H119ZM129 209V208H128ZM168 209V210H167ZM189 209H191V208H189ZM188 209V210H189ZM193 209H194V206H193ZM235 209V208H234ZM261 209H263V212H264V207L263 208H261ZM260 209V210H261ZM28 211H32V207H28V209H27ZM55 210V209H54ZM69 210V211H68ZM80 210V209H79ZM82 210V209H81ZM81 210H80V212H81ZM136 210V211H137ZM259 210V209H258ZM26 211V210H25ZM24 211V212H25ZM78 211V210H77ZM84 211V212H85ZM125 211V210H124ZM126 211H127V209H126ZM146 211V210H145ZM172 211V210H171ZM178 211H180V209L178 210ZM185 210H181V212H184ZM187 211V210H186ZM192 211V210H191ZM232 211V210H231ZM27 212V211H26ZM76 212V211H75ZM79 212V211H78ZM84 212H82L83 214H84ZM131 212H133L132 210H131ZM134 212H135V210H134ZM138 212V211H137ZM140 212V211H139ZM149 212V213H150ZM180 212V215L182 214ZM189 212V211H188ZM234 212H235V210H234ZM236 212H238V210L236 211ZM256 212V213H255ZM263 212H261V214L263 213ZM30 213V212H29ZM28 213V214H29ZM50 213V212H49ZM70 213V212H69ZM116 213H117V211H116ZM127 213H130V211H128ZM168 213V212H167ZM185 213V212H184ZM17 214V215H18ZM72 214V213H71ZM76 214H77V212H76ZM76 214H75V216H76ZM78 214H80V213H78ZM78 214H77V216H78ZM90 214V215H91ZM111 214V215H110ZM117 214H120V213H117ZM116 214V216H118ZM122 214H120L119 216H120V218H118V219H120L121 220V222H122V219H121V215ZM135 214H136V212H135ZM138 214V213H137ZM142 214H144V211H143V213ZM146 214V213H145ZM162 214V213H161ZM191 214V213H190ZM238 214V213H237ZM256 214V215H255ZM260 214V219H257V220H255V222L253 221H251L250 222V219H249V228H248V230H245V231H241L242 233H241V235L243 236V238H244V240L242 241L243 243L241 244H238L239 242H240V240H239V242H235L237 239V237H238V235H237V232L235 233V231H228V232H226L225 230H224V228H223V231H225L226 232V234L225 233H221V232H219V231H215V230H210V232H209V235L208 234H206V235H208V236H206V237H208L206 240H205V238L203 239V240H205V241H200V242H194L195 240H184V239H182V236H184V235H187L186 234V230H189L190 229V226L188 225V227H189V229H187L186 228V226H180V225H178V224H176V223H174V222H170V221H168V219L170 218L169 216L168 217H166V215L164 216V217H161L162 219L161 220H158V221H155V220H152V221H154V225H155V228H154V231H153V229H152V231L150 230V231H148V229L146 230V229H144V231L146 230V231H148L147 233H146V231H145V233L147 234V238L149 239V237L150 238H152V237H154V236H157V237H164L163 239L167 242V245H163V247H164V251L163 250H159V252L161 253H165V254H161L160 255V258H161V260H163V263H162V261H157V262H154L153 260H151V257H153L151 254L152 253H154V251H152L153 249H151L150 248V251H149V253L150 252H152L150 255H149V253H147L148 251L145 249V247L144 246H142L143 245V243H139V244H137L136 243V245H135V247H133L134 245L129 241V240H131L132 238H133V236H131V234L133 233L132 231H134V233L135 232H141V236H142V232H144L143 231V229H142V227H140L141 229L139 230L138 229V231H137V228H138V225H134V226H137V228L135 229V228H131V227H129L130 225L133 227V225L132 224H130V223H127V222H125V220L127 219L128 221H129V216H127V215H124V216H126L127 218H124V216H123V218H124V220H123V222L121 223H119L118 221H117V225H119V226H116L117 228H118V230H120V231H118V232H116V234L115 233H113V230H114V228L113 229H108V226L110 227V225H108L109 223H111L110 222V220H108L109 221V223H108V221L106 222L107 223V225H106V223L103 221L102 222V220L104 219V217H102L101 219L102 220H100V216H98L99 217V219L98 220H100L99 222H98V220L95 218L94 220H97V222H95V223H92V221H91V223L90 222H88V223H86V224H93L94 226L93 227H96L97 229L95 230H90L88 233H85V234H83V233H81V235H79L80 233H79V231H78V233L79 234H77V230H75L73 227H74V225L76 224L77 226L76 227H80V226H83V222H84V220L82 221V222H79L78 221V219L76 220V217H72L71 215H69V214H66V212H65V214H60L59 213V215L57 216V217H55L54 215L52 216L53 217V219H51L52 217L51 216H49V215H47V213H44V212H42V211H39V212H35V213H33V215H32V213H31V217H27V214L25 215L26 217H19L20 218V222H18V220H16L15 218H12V219H15V220H12L11 219V216L8 218L7 217V219H9L11 222H13L14 223V227H16L18 230V233L20 232V236H22L21 238H19L21 241H19L20 243L19 244H21L22 245V243H24L25 242V240L26 239H24V237L26 238H28V236L29 235H32V236H29L30 238L31 237H39V239H40V237H41V235H43L45 232L46 233H49V235L50 236H52V240L49 242L48 240H46L44 243H41V242H39L38 243V245H37V248H36V251L34 252V254L36 255L35 257H32L30 260H28V261H25V260H23V259H21L22 257V255L20 254L19 256L17 255L16 256V254H15V258L16 257H18V259L21 261H17V259H15L17 262H20V264H61V262L63 261V260H65V259H67V260H65L66 261V263L65 264H88V260H89V258L91 259V257L92 256H94V255H96L97 254V256H100V257H98V260H97V263L98 264H127V260H129V258H130V261L128 262L129 264H130V262H131V264H197V263H200V262H198V261H200L201 260V262H204L206 259H204L206 256H207V254L208 255H210V256H208V257H206V258H208L207 260H209V264L210 263H214V264H246V262H248L247 260H249V258H251V257H253L254 258V256H255V260L254 259H252L253 260V262L255 261V264H264V249L262 250V251H260L259 253H257L256 255H254L253 254V251H252V249H253V247H254V244L256 245V243L254 242H252L250 239H248V236H250V237H252L253 236V233H254V230H256L257 229V231H258V242L259 241H261V242H259V247L261 248V246H260V244H262L263 245V243H262V240H264V213H263V215H261ZM81 215V214H80ZM85 215H86V213H85ZM89 215V216H90ZM108 215H110V217H108ZM141 215V214H140ZM169 215V214H168ZM184 215V214H183ZM192 215V214H191ZM233 215H234V213H233ZM82 216V215H81ZM116 216H114V220L116 219L115 217ZM142 216V215H141ZM145 216V218L147 219V217H154V216H151L150 214H148L147 215V217H146V215H144ZM156 216H157V213H156ZM163 216V215H162ZM171 216V215H170ZM236 216V215H235ZM240 215L238 214V217H239ZM243 216V215H242ZM262 216V217H261ZM84 217V216H83ZM86 217V216H85ZM133 217V216H132ZM134 217H135V215H134ZM137 217H139V214H138V216H136L135 218V220H134V218H132V220H133V222L132 223H136V224H139V223H137ZM82 218V217H81ZM168 218V219H167ZM172 218V217H171ZM249 218V217H248ZM84 219V218H83ZM91 219V218H90ZM112 219V220H113ZM118 219H116V220H118ZM141 219V218H140ZM144 218L142 217V219L141 220H143ZM150 219V218H149ZM155 219V218H154ZM160 219V218H159ZM195 219V218H194ZM246 219V218H245ZM253 219V218H252ZM251 219V220H252ZM114 220L112 221V222H114ZM115 220V221H116ZM131 220V221H132ZM139 220V219H138ZM145 220V219H144ZM170 220V219H169ZM173 220V219H172ZM171 220V221H172ZM192 220L193 219H191V217L187 214L186 215V213H185V216H184V223H187V222H189V221H191V222H189V223H192ZM242 220H244L243 219V217H242ZM247 220V219H246ZM245 220V221H246ZM76 221H78L79 223H76ZM90 221V220H89ZM146 221V220H145ZM174 221V220H173ZM176 221V220H175ZM10 222V223H11ZM86 222V221H85ZM94 222V221H93ZM125 222V223H124ZM157 222V223H156ZM193 222H197L196 221V219H195V221L193 220ZM199 222V221H198ZM197 222V223H198ZM203 222V221H202ZM244 222V221H243ZM119 223V224H118ZM124 223V224H123ZM143 224H145L146 225V223H144V222H142ZM153 223V222H152ZM151 223V225H153ZM156 223V224H155ZM178 223V222H177ZM204 223V222H203ZM210 223V222H209ZM208 223V224H209ZM242 223V222H241ZM244 223H247V221L246 222H244ZM12 224V223H11ZM121 224L122 225H125V227H123V226H121ZM127 224H130V225H128V227H126V225ZM150 224V223H149ZM194 226H195V224L194 223H192ZM212 224V223H211ZM210 224V225H211ZM237 224V223H236ZM85 225V224H84ZM145 225H143V226H145ZM148 226V228L149 227H152V226ZM153 225V226H154ZM214 225V224H213ZM91 226V225H90ZM113 226H115V225H113ZM197 226V225H196ZM215 226V225H214ZM236 226V225H235ZM247 226V227H248ZM13 227V228H14ZM84 227V226H83ZM83 227H81V228H83ZM111 227H112V225H111ZM122 227V228H121ZM147 227V226H146ZM207 227V226H206ZM218 227V226H217ZM81 228H78V229H81ZM145 228V227H144ZM185 228H186V230H185ZM214 228V227H213ZM235 228V227H234ZM238 228H239V226H238ZM238 228H236V229H238ZM15 229V228H14ZM13 229V230H14ZM135 229V230H134ZM194 229V228H193ZM201 229V228H200ZM210 229V228H209ZM233 229V228H232ZM241 229V228H240ZM244 229H247V228H245L244 227ZM194 230H198V228L197 229H194ZM202 230V229H201ZM209 231V230H208ZM15 231H8L7 233H5V234H3V236H1L2 238H1V243H0V250L2 251V250H5V249H8V246H9V243H8V241H9V238H10V236L14 233ZM139 232V233H140ZM150 232H152V233H150ZM63 233H65V234H67V235H65L66 237L63 239V237H62V239H63V241H60V235L59 234H63ZM131 233V234H130ZM257 233V232H256ZM136 235H138V233H135ZM135 234H133V235H135ZM144 234V233H143ZM145 234V235H146ZM197 234H198V232H197ZM203 234V233H202ZM255 234V233H254ZM15 235V234H14ZM47 235V234H46ZM59 235V236H58ZM132 237V238H130V236ZM152 235V236H151ZM195 235V234H194ZM256 235V234H255ZM254 235V236H255ZM48 236V235H47ZM46 236V237H47ZM69 236L71 237V236H73V237H78V238H76L75 240L76 241H72V240H70L69 241ZM139 236H140V234H139ZM139 236L137 237V238H139ZM197 236V235H196ZM241 236V237H242ZM49 237V236H48ZM72 237V238H73ZM185 237V236H184ZM188 237V236H187ZM134 238H136L135 236H134ZM145 238V237H144ZM191 238V237H190ZM239 238V237H238ZM242 238V239H243ZM254 238H257V237H254ZM41 239H42V237H41ZM127 239H129V240H127ZM146 239V238H145ZM189 239V238H188ZM218 239H223L221 242L222 243H218ZM227 239V240H226ZM240 239V238H239ZM65 240V241H64ZM135 240V239H134ZM158 240V239H157ZM200 240V239H199ZM217 240V241H216ZM228 240H230V241H232V243L234 242V245H235V247L237 248V250L238 251H240V252H238V253H241L242 254V256H243V259H242V261H240L241 259H239V261H238V259H237V261L238 262H235V261H233V260H235L233 257V260L231 261V260H229L230 259V256L228 255L229 253H228V250L227 249H225L224 248V245H226L225 244V242L227 241L228 242ZM235 240V241H234ZM248 240V241H247ZM250 240V241H249ZM129 243H131V244H128V242ZM163 242V243H166V242ZM229 241V242H230ZM127 242V243H126ZM116 243H118V248H119V250L117 249V245H116ZM231 243V244H232ZM236 243V244H235ZM116 245V249H117V251H116V249H114L115 246ZM20 247V246H19ZM114 247V248H113ZM262 247H264V246H262ZM12 248V247H11ZM10 248V249H11ZM149 248V247H148ZM147 248V249H148ZM211 248H213L214 249V251L211 253L210 251H212V250H210ZM193 249H195V251L197 250H199V253L198 254H196L195 255V257H194V255H191V254H189L190 252H191V250H193ZM231 249V248H230ZM235 249V248H234ZM255 249V248H254ZM53 250H55L54 252H53ZM149 250V249H148ZM226 250V251H225ZM261 250V249H260ZM6 251V250H5ZM107 251H110V252H112V253H110L109 252V254H111V258H105L106 256L103 254V255H99V253L101 254V253H106ZM197 251L195 252V253H197ZM231 251V250H230ZM255 251V250H254ZM258 251V250H257ZM256 251V252H257ZM4 252V251H3ZM18 252V251H17ZM16 252V253H17ZM52 252V253H51ZM117 252H119V253H117ZM19 253V252H18ZM70 253V254H69ZM108 253V252H107ZM106 253V254H107ZM158 253V252H157ZM160 253H158V254H160ZM193 253H194V250H193ZM235 253V252H234ZM5 254V253H4ZM199 254L201 255V257H198L199 256ZM206 254V255H205ZM232 254V253H231ZM230 254V255H231ZM236 254V253H235ZM241 254H240V256H241ZM227 255H228V260H226V258H225V256L227 257ZM239 255V254H238ZM1 256H3V254H2V252H0V258H2ZM52 256H55V258H53L52 260H51V257ZM236 257H237V255H235ZM127 257H129L128 259H127ZM204 257V258H203ZM239 257V256H238ZM237 257V258H238ZM163 258V259H162ZM212 260V262H210L211 260ZM202 259H204V260H202ZM160 260V259H159ZM207 260L205 261L206 262V264H208V262H207ZM17 262H12V264H14V263H17ZM134 262H136V263H134ZM205 262H204V264H205ZM11 263V262H10ZM250 263V262H249ZM17 264H19V263H17ZM201 264H203V263H201ZM248 264V263H247ZM252 264V263H251Z\"/></svg>","mask_w":264,"mask_h":264}]
</instances>
